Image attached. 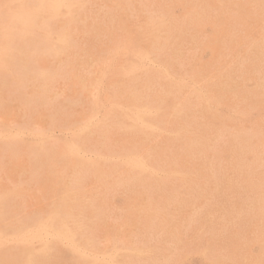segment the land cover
<instances>
[{"label": "rangeland", "instance_id": "374dc122", "mask_svg": "<svg viewBox=\"0 0 264 264\" xmlns=\"http://www.w3.org/2000/svg\"><path fill=\"white\" fill-rule=\"evenodd\" d=\"M13 1L12 0L11 1L0 0V3H1L0 4L1 5L0 12L2 11V7L4 10L6 9L5 11L1 12V13L4 12L2 14L3 18L6 16L7 13L10 12L12 14L18 8L20 9L22 5L24 7L27 6V8H32V4L35 5V7L33 6L34 9L33 8L27 9L24 7L21 8L24 10L18 9V11H21L22 13L24 11L25 12L24 14H29L28 13L29 10L32 12L35 11V13H36V11H37V10H35L36 7H38L36 9L40 10L41 9V7L39 8L40 4H42V3L47 4V1H45V0H44L45 2H43V0L40 1L42 3H40L38 0H16L14 2V4H13ZM56 1H58L57 4H62V9H61L62 11L60 9L56 10V11L61 12V13L60 12L58 13L59 15L57 14L58 17H56L57 16L55 14L56 11L52 10L51 8H54V9H57L59 7L61 8V5L56 6L57 4L54 0L53 1L49 0V3L51 2L50 5L54 6V7L48 6V4H49L48 3L47 5L45 4L47 7L46 8L45 5L43 4L42 7L44 6L45 7L44 9H46V10L44 11L42 9L39 12L40 14H37L38 11L36 14L33 12V14H35V16H31L32 13H30L29 14L30 17H28V15H24V14H21V12H19L21 16L23 15V17H21L23 21H20L16 17L17 16L16 14H15L16 16L14 15V18H11L12 17L11 14H10L11 17L9 16V14H7L8 17H10L12 20L10 18L8 19L6 17H5L6 19H2L1 13H0V24L3 25V28L1 27L2 25H0V34L5 29L4 30L5 33H4V31H3V33L7 34L6 37H8V34H9L8 40L10 38L11 39L13 38V40H14V41L9 40L10 42L13 43V44L9 45L8 44L9 41L7 40L6 37H5L6 39L5 38L4 39L6 41H8V43H4L5 41L1 38V37H4L5 35H2L3 33L1 34L2 36L0 35V40H1L0 44L3 43V46L0 45V48H1L0 52H2V54L0 53V234L3 233L2 235H0V243H2L1 245H3V246H0V264H2V263L6 264L7 262H8L7 264H13L14 262H15L14 264H26L28 262H29V264H37L38 262H39L38 264H63V263L64 264H99V263L101 264V262H102V264H110L111 262H112V264L113 263L114 264H212L213 263V262H211L212 259H213L215 264L216 263L217 264L218 263L219 264H231V262H232V264H253V263L254 264H264V261H263L264 260V257H263L264 256V245H263L264 240H262V239H264V212H263L264 211V176H263L264 175V170H263L264 169V156H263L264 155V146H263L264 145V143H263L264 142V131H263V129H264V127H263V125H264V113H263L264 112L263 111V109H264V93H263L264 92L263 91L264 90V51H263V49H264V28H263L264 27V24H263L264 23V0H252V1L249 0L250 3L248 0H232V1H230V0H218V1L212 0V2H211V0H201L202 3L200 0H184V1L183 0H177V1H175V0H171V1L170 0L169 1L168 0H162L161 1L160 0V3H159V0H157V1L156 0H126L125 4H123L125 0H123V1L122 0H104V1L103 0H80V1L79 0H72V1L71 0H64L65 3L63 2V0H61V1L56 0ZM67 1H69L70 3H68ZM75 1H76V3H75ZM81 1H84V2L81 3ZM241 1L244 3V5H243V3L241 4ZM10 2H12V4ZM21 2H23V4ZM77 2H78V4H77ZM114 2H116V3H114ZM129 2H130V4H129ZM151 2H153V3H151ZM209 2H210V4H209ZM256 2H257V4H256ZM16 3H18V4L15 5ZM28 3L30 5V7H28ZM38 3H39V5H38ZM52 3H55V4L52 5ZM66 3H68L70 5H68ZM79 3L81 6L79 5ZM120 3H121V5H120ZM136 3L138 4V8H136V6H137ZM200 3H201V6H200ZM231 3H232V5H231ZM247 3H248V5H247ZM262 4H263V6H262ZM9 5H11V6H9ZM72 5L74 7L71 8L70 6H72ZM88 5H90V6H88ZM190 5H191V7H190ZM66 6H69L70 9H72V10L68 9V7L66 9ZM77 6H79V7H77ZM169 6H171V7L169 8ZM198 6H200V7H198ZM203 6H205L206 8ZM214 6H215V8H214ZM234 6H236V7H234ZM238 6H240V7H238ZM254 6L255 7L257 6V7L255 8ZM48 7L49 8L51 7V8L49 9ZM145 7H147V8H145ZM225 7H227V8H225ZM7 8H9V10ZM74 8L79 9V10H75ZM237 8H240V10ZM11 9H13V10H11ZM25 9H27V11H25ZM172 9H173V11H172ZM212 9H214L215 11ZM246 9H247V11L249 9H251V10H249L247 12V11H245ZM119 10H121V12ZM144 10H146V11H144ZM190 10H192V11H190ZM257 10H259L260 12ZM261 10H263V11H261ZM12 11H14V12H12ZM18 11H16L15 13L18 14ZM49 11H50V13H48ZM53 11L55 14V18L50 20L51 19L50 17L53 15L52 14ZM73 11H74V14H73ZM41 12H42V14H41ZM70 12L72 15L70 14ZM75 12H76V15H75ZM122 12H123L124 16L126 15L125 18L122 15ZM142 12L144 14H142ZM246 12H247V15H246ZM249 12H251V13H249ZM44 13H47V14L45 15ZM66 13L70 14L71 16L69 15L70 16L69 17L68 14H66ZM182 13H183V15H182ZM204 13H207V14H205V16H204ZM240 13H242L241 16H243V17L240 16ZM201 14H203V15H201ZM256 14H258V15L260 14L261 16L260 15L256 16ZM3 15H5V16H3ZM43 15H45V16H43ZM60 15L61 16L65 15V16H63L64 17L63 18ZM154 15L156 18L154 17ZM173 15H175V16H173ZM180 15H182V16H180ZM226 15H227V17H226ZM262 15H263V17H262ZM36 16L38 18L35 20L37 26L33 24L35 27H31V30L34 29L33 30L34 32L33 31L31 32V30H30V34H32L33 36L31 35L29 37L28 36L29 34L26 31H29L30 25H31V23H33L34 20L31 21V23H27V22L30 21V19L31 20L34 19L32 17L36 18ZM40 16L42 17V19L44 18L43 19L44 21L46 19H48L47 21H50L49 25H48V23H46L47 21H45V22L42 21ZM235 16L236 17L238 16V17L236 18ZM250 16L252 18L251 20H250ZM53 17H54V15H53ZM205 17H207V18L205 19ZM15 18L18 19V20L16 19V21H18V22L15 21ZM19 18H20V16H19ZM91 18H92V21H91ZM121 18H123L122 21H121ZM201 18H203V19H201ZM259 18L260 19L262 18V19L259 20ZM1 19H2V21H1ZM100 19H101V21H100ZM139 19H141V20H139ZM158 19L159 20L162 19V21H165L164 22L165 24H162V22H159ZM3 20L5 22H7V20H8V23H10L11 21H14V22L10 23L11 25L13 24V26H10V24L6 25L8 23H5V22L3 23ZM116 20H118V21L115 22ZM129 20H130V22H129ZM149 20H150V22L148 23ZM200 20H204V21H200ZM39 21L43 22V26L45 23V25H47V27L45 28V26L44 27L42 25L40 26L41 23H39ZM120 21H121V23H119ZM152 21L155 23V25H154L155 30L152 29L153 24H154ZM24 22H25L26 26H29V28L27 27L26 29H24L25 28V26L23 25ZM133 22H134V24H133ZM168 22H169V26H168ZM211 22H212V24H211ZM242 22H245L246 24H244ZM258 22H259V24H258ZM14 23L16 25L19 23H22V24H20L21 28H20V25H18V28H20L22 30V31L19 30L20 33H22L23 30L25 31L24 35L22 33V37L24 36L25 39L18 36L20 34H17L18 30H17V32H16V30H14V29H17V26ZM130 23H131V25H129ZM135 23H137V25ZM121 24H122V26H121ZM123 24H124V26H123ZM143 24H144V26H143ZM148 24H149V29L147 27ZM157 24L160 25L161 27L158 26ZM191 24H192V26H191ZM5 25H6V27H5ZM14 25H15V27H14ZM22 25L24 26L23 29H22ZM172 25H174V27H172ZM224 25H225V27H224ZM7 26H9L8 28L12 27V29L10 28V30H8ZM104 26H105V28H104ZM106 26H107V28H106ZM145 26L147 27V29ZM197 26H200V27H197ZM36 27H39V28H36ZM40 27H43L44 29L41 30L42 28H40ZM164 27L166 28V30L162 31V29H164ZM193 27H195V28H193ZM220 27H222V28H220ZM47 28H49V29H47ZM68 28H69V30H68ZM81 28H83V29H81ZM123 28H124V30H123ZM127 28L129 29L128 31H127ZM169 28H172V29H169ZM198 28H200L199 31H198ZM1 29H3V30H1ZM35 29H36V31H38L37 33H38L39 37H38V35L36 36L37 33L35 32ZM50 29H51V31H48ZM109 29L111 30V32ZM223 29H224V31H223ZM261 29L263 32L261 31ZM131 30H133V31H131ZM193 30L195 32H193ZM6 31H11V32L13 31V33H11V32L7 33ZM121 31H123V32L121 33ZM153 31H155V32H153ZM156 31H157V33H156ZM46 32L50 33V38L48 37V34ZM144 32H145V34L147 33V35H145ZM151 32H153L152 36H150ZM226 32H228V33H226ZM26 33L28 35H26ZM132 33L133 34L135 33V34L133 35ZM141 33L144 35L142 36ZM222 33H223V35H222ZM10 34L11 35L13 34L12 35L13 37H11ZM15 34H17V37H15L16 36ZM34 34L38 38H36L34 36ZM43 34L47 35V39H49L51 42L49 40H47L46 37L44 38ZM62 34H64V35L61 36ZM95 34L97 37L95 36ZM156 34H157V36H156ZM178 34H179L180 38H179ZM224 34H227V35L225 36ZM51 35H52V37H51ZM153 35H154V37H153ZM220 35H222L223 37ZM247 35H248V37H246ZM25 36H28V37H25ZM145 36L147 37V39ZM173 36H174V38L176 36L177 37L173 40ZM189 36H191V37H189ZM257 36H259V37H257ZM14 37L16 39H18V38H20V39L16 40V39H14ZM33 37H34V39H33ZM114 37H115V39H114ZM148 37H150V38H148ZM182 37H183V39H182ZM195 37H197V40L195 39ZM214 37L216 38V40ZM262 37H263V39H262ZM42 38L44 40L46 39L47 43H46V41H43ZM58 38H59V40H57ZM62 38H64L67 41V43L65 42L64 39L62 41ZM228 38H231V39H228ZM149 39L150 40L152 39V40L149 41ZM202 39L205 41V43ZM206 39H207V41H206ZM241 39H242V41H241ZM261 39H262V41H261ZM23 40H24V42H23ZM27 40H29V41H27ZM40 40H42V41H40ZM107 40H108V42H107ZM246 40L247 41L249 40L248 41L249 43ZM16 41H20V42L22 41V42L20 44V42L16 43ZM31 41H33V43H30ZM36 41H37V44H36ZM56 41H58L59 43ZM114 41L115 42L117 41V42L115 43ZM142 41H144V42H142ZM191 41H194L193 46H192ZM41 42H42V44H41ZM72 42H73V44H72ZM179 42H181V43H179ZM23 43H25V44L22 45ZM51 43H52V45H51ZM117 43H118V45L116 46ZM185 43H187V44L185 45ZM223 43H225V44H223ZM227 43H229L231 45H229ZM235 43H236V45H235ZM240 43H241V45H240ZM61 44H63V45H61ZM65 44L66 45L68 44V46H66ZM107 44H109V45H107ZM156 44H157V46H156ZM8 45L10 48L8 47ZM13 45H14V48H16V49L13 48ZM47 45H49L51 50L49 49V47H47ZM69 45H70V47H69ZM90 45H91V47H90ZM110 45L111 46L113 45V46L109 47ZM114 45L116 46V48ZM119 45L122 47H124V46H126V47L122 48ZM248 45L250 48H248ZM5 46H6V48H5ZM92 46L95 49H93ZM238 46H239V48H238ZM22 47H24V48H22ZM138 47L139 48L141 47L142 50L140 48V50H141L140 51L138 49ZM252 47H254V48H252ZM262 47H263V49H262ZM2 48L6 49V50H3V51H5V53L3 51H1ZM18 48H20V49H18ZM54 48L56 51L58 50L56 55L54 53L55 52ZM109 48H110V50H109ZM118 48L120 50L124 49V51L121 50V54H120V50ZM130 48H132L133 51L135 50V52H137V53L134 52L135 54L134 53L131 54L132 50H130ZM136 48L141 53H138ZM242 48H244V49H242ZM10 49L12 51L13 50H17V51L20 50V52L18 51L19 54L16 51L10 52L11 51ZM52 49L54 52L52 51ZM171 49L174 51H172ZM7 50L12 54V57H14L13 59ZM117 50H119V51H117ZM143 50L145 51V54L146 55L149 54L150 57L142 55V53L144 54ZM25 51H27V52H25ZM29 51H31V52H29ZM43 51L44 52L46 51L47 53L45 52V54H42ZM51 51H52V53H51ZM116 51L119 54L118 56H117V54L116 55L114 54ZM175 51H177V53ZM6 52H7V54H6ZM28 52H29V54H28ZM48 52H50V53H48ZM85 52H86V54H85ZM123 52H124V55H122ZM146 52H148V53H146ZM247 52H250V54H252V55H250ZM20 53H21V55H20ZM108 53L110 54V57H109ZM53 54L55 57L53 56ZM88 54H89V56H88ZM97 54H98V56H97ZM136 54H137V56L135 58L134 55H136ZM140 54H141V56H139ZM241 54H242V56H241ZM2 55L6 56V57L9 56L10 59L8 57H7V59H6V57L2 58ZM152 55H154V56H152ZM230 55L232 58L230 57ZM233 55H234V57H233ZM255 55H257L258 57ZM260 55L263 57H259ZM49 56H51V57H49ZM104 56H105V58H104ZM123 56H124V58H123ZM144 56H145V59H144ZM223 56L225 58L227 56V58L224 59ZM249 56H251V57H249ZM66 57L69 58L68 59L69 60L68 65L72 66L73 68L75 67L73 73L66 78L64 76H61V77L52 76L49 73L50 67L53 65L52 62L54 60L59 61L60 59L61 60L66 59L67 60ZM168 57L170 59H168ZM86 58L88 59V61ZM140 58H143V59H140ZM237 58L240 59L241 61L238 60ZM126 59L128 60V62ZM149 59H151V61ZM141 60H143V61H141ZM197 60L199 63H197ZM168 61L172 64H170ZM227 62L230 64L228 65ZM260 62H261V64H260ZM135 63H138L139 65L142 64V65L137 66L135 68V66L138 65ZM226 63H227V65H226ZM89 64L91 65V67ZM129 64L130 65L132 64V67ZM205 64L207 67L205 66ZM133 65H135V66H133ZM144 65H145V67H144ZM176 65L177 66L179 65V67H176ZM196 65H197V67H196ZM202 65L204 68L202 67ZM230 65H232V66H230ZM119 66H121V67H119ZM124 66H127V67H124ZM223 66H224V68H223ZM111 67H113V68H111ZM129 67H130V69H129ZM133 67L135 69H138V67H139V69H138L139 71L137 70L138 73L132 72L133 70L136 71L135 69H132ZM140 67H142V69ZM125 68H128V69L125 70ZM155 68H158L159 70L158 69L156 70ZM168 68H169V70H168ZM246 68L248 70H246ZM107 69H109L110 71ZM146 69H148V70H146ZM180 69H182V70H180ZM200 69L203 71H201ZM242 69L245 71H243ZM127 70L130 73L128 72L129 74L126 75ZM160 70H161V72H160ZM124 71H125V73H124ZM163 71L165 73H163ZM189 71H191V72H189ZM224 71H225V74L223 73ZM227 71H228V73H227ZM178 72H180V73H178ZM201 72L204 74H202ZM251 72H253V73H251ZM117 73H118L119 77H118ZM154 73H156V74H154ZM132 74H134V75H132ZM173 74L175 76H173ZM182 74H184L185 76ZM231 74H234V75H231ZM239 74H242V75H239ZM86 75H87V77H86ZM128 75L131 76V79L128 77ZM135 75L139 76V78L136 77ZM166 75L167 76L169 75V77L167 78ZM190 75L193 77V79H192V77H190ZM217 75H218V77L219 76L220 77L217 78ZM222 75H223V77H222ZM228 75L230 78L228 77ZM81 76L83 79L81 78ZM183 76L187 79L184 80L185 78ZM198 76H200V77H198ZM224 76H227V77H224ZM104 77H105V79H104ZM176 77L180 80L178 81V79ZM188 77H190V78H188ZM209 77H210V79H209ZM255 77L257 78V80ZM135 78H136V80H135ZM156 78H158V79H156ZM175 78H176V80H175ZM200 78L203 80H200ZM244 78H246V79H244ZM75 79H77V80H75ZM94 79H96L98 81L100 80V83L102 82V84L98 83V81H95ZM182 79L184 81H182ZM189 79H191V80H189ZM218 79H220V80L218 81ZM227 79L229 80L228 84L226 83V81L228 82ZM117 80L118 81L119 80H121V81L126 80L125 82H127V84L129 86H136V85H137V87H141V86L147 87L148 86V88H150V90H151V94L148 95V97L146 96L148 98V101H146V106L148 107L149 112L146 110L147 107L145 105L141 106V107L135 106L136 108L133 107L135 110H133L132 107H131L132 110H130V108L128 107L129 111L130 112L132 111V113L133 112L137 113L136 112L137 108L140 109V110L138 109V113L136 114L137 117H136L135 113L132 116H131L132 113L129 115L131 119H133V117H135L134 121L129 120L130 119L129 117H128V120L130 122L128 120H126L129 122V123L127 122V124H126V126L129 127L128 131L138 132V130H139V132L142 131V132H144V134L139 135V133H138V135L136 137L138 139V141L136 143H127V145L122 144L121 146L115 145V130H118V129H115V127H118L119 122H116L117 124L115 123V106H114V104L106 101V102L101 103L99 105H95V98H103V96H104V98H106V96L102 95L101 93L106 94L107 88H111V87L115 88L116 84H114V83H116ZM144 80H146L147 82ZM168 80L171 83L173 81H175V86L177 85L176 86L177 88L174 87V83H172L171 85H167ZM187 80H189V81H187ZM238 80L241 82H239ZM181 81L184 85L181 84ZM207 81H209V83ZM231 81H233L234 83ZM247 81H248V83H247ZM95 82L97 84H95ZM103 82H105L104 85H103ZM107 82L109 83L108 85H106ZM133 82H134V84H133ZM176 82H179V84ZM201 82H202V84H201ZM242 82H244L247 85H245ZM66 83H67V85H66ZM168 84H170V83H168ZM193 84H196V85H194L197 87L196 91H194L195 90L194 88H196V87H194ZM180 85H181V87H180ZM185 85L187 86V88ZM65 86L68 87L69 91L72 92V97L76 100L75 101L76 103L73 104V108H72L73 113H72L71 120H69L67 122V124L64 126V125L57 124V122L55 123V121H53V119H51L52 111L49 108V99L51 98L53 93L59 91L60 89L62 90ZM102 86H103V88H101ZM189 86L191 87V89L189 88ZM217 86L219 88L218 90H217ZM234 86H236V87H234ZM247 86L250 88H248ZM170 87H171V90H173V91H170ZM242 87H244L245 90H243L244 88H242ZM175 89H176V91H175ZM182 89L185 90V92ZM200 89H202L204 91V94L202 93L203 91L201 92ZM223 89H225V90H223ZM226 89L227 90L229 89V90L226 91ZM87 90H89V91H87ZM198 90L200 91V94H198L199 93ZM225 91L228 93H226ZM233 91H235V92H233ZM244 91H245V93H244ZM157 92H158V95H157ZM180 92H181V94H180ZM207 92H208V94H207ZM257 92H258V94H257ZM164 93L166 94V97H165ZM168 93H169V95H168ZM194 94H196V96ZM205 94H206V96H204ZM227 94H229L230 96H228ZM162 95H163V98H165V99L162 98ZM200 95H202V96H200ZM231 95H232V97H231ZM218 97H219V99H218ZM81 98L82 99L88 98V103L87 104L80 103ZM157 98H159L160 100H158ZM167 98H168V100H166ZM196 98H197V100H196ZM228 98H230V100ZM245 99H246V101H245ZM247 99L251 100V101L248 102ZM254 99H257L256 102L254 101ZM177 100H178V102H177ZM215 100H217L218 102ZM228 100H229V102H228ZM162 101H164V102H162ZM257 101L259 103H257ZM252 102H253V104H252ZM152 103H153V105H152ZM162 103L166 106V108L164 107V105ZM171 103H172V105H171ZM203 103H205L206 105L205 104L203 105ZM218 103H219V105H218ZM233 103H234V105H233ZM215 104L218 106H215ZM158 105H160V106H158ZM250 105H252L253 108ZM143 107L146 109H144ZM150 108H152V110H150ZM201 108H202V110H201ZM209 108H211L213 111H211V109H209ZM178 109H179V111H178ZM199 109H200V111H199ZM205 109L207 110V112ZM231 109H233V110H231ZM156 110H158V112ZM166 110H168V111H166ZM172 110L175 111L177 114L174 113ZM218 110H220V111H218ZM139 111H140L141 115L139 114ZM145 111H147L148 114H152V115L151 116L148 115L147 112H145ZM151 111L152 112L154 111L155 113L154 112L153 113L155 115H153V113H150ZM162 111H164V113H162ZM229 111H230V113H229ZM212 112H214V113H212ZM259 112H261V113H259ZM204 113H206V114H204ZM207 113H210V114H207ZM216 113H217V115H215ZM138 114H139V118H142L143 121L138 118ZM196 114H198V115H196ZM234 114L237 116H235ZM144 116H146V117H144ZM226 116H229V117L226 118ZM244 116H246V117H244ZM177 117H178V119H177ZM184 117H186V118L184 119ZM204 117L206 119H204ZM236 117H238V119ZM240 117H242V118H240ZM136 118L138 119L137 122L139 123V125H142L141 126L142 128L137 124ZM181 119H183L184 121ZM218 119L220 121H218ZM227 119H229V120H227ZM232 119H234V120H232ZM139 120L141 121V123ZM170 121H172V123ZM182 121H183V123H182ZM197 121H198V123H197ZM222 121H224V122H222ZM240 121H242V122H240ZM211 122H213V123H211ZM262 122H263V124H262ZM206 123H207V125L209 124L208 125L209 127L208 126L204 127L202 125V124L206 125ZM132 124H133V126H129ZM145 124H149L150 126L145 125ZM217 124H218V126H217ZM120 125H123V124L120 123ZM120 125H119V127H126L125 124L123 126H120ZM144 125L147 127L149 126L148 129H147V127L144 129V127H143ZM151 125L153 127H151ZM181 125L183 126V128ZM184 126H185V128H184ZM212 126H214V127H212ZM256 126H258V127H256ZM154 127H156V128H154ZM178 127L182 128V129H179ZM201 127L202 128L204 127V129H202ZM222 127H223V129H222ZM151 128H153V130ZM189 128L191 130H189ZM224 128L226 129L227 132L224 130ZM155 129H157V130L154 131ZM238 130H240V131H238ZM260 130H262V131H260ZM153 131H154V133H153ZM157 131H160V132L158 133ZM197 131H199V132H197ZM205 131H206V133H205ZM248 131H249V133H248ZM164 132H167V133H165V135H164ZM182 132L184 133L183 136H182V134H183ZM202 132H203V134H202ZM169 133L172 135H170ZM176 133H178V134H176ZM195 134H196V136L194 137ZM198 134H199V136H198ZM249 134H250V136H249ZM186 135H188V136H186ZM231 135H233V136H231ZM234 135H235V137H234ZM170 136H171V139H170ZM209 136L212 138H210ZM144 137H146V139ZM180 137H181V140H179ZM198 138L201 141V143L198 140ZM203 138H204V140H203ZM249 138H250V140H247ZM213 139L216 141H214ZM66 140H68V141H66ZM186 140L188 142H186ZM209 140H210V142H209ZM196 142L199 143L198 147L200 149L197 147V144H195ZM202 142H204L206 144H204ZM244 142H246L247 144ZM69 143H70V145H69ZM178 143H180V145ZM191 143H192V145H191ZM193 143L195 145H193ZM182 144H184V145H182ZM186 144H188V146ZM203 144H204V146H203ZM208 144H209V146H208ZM73 145H76V146H73ZM231 145L234 147H232ZM238 145H239V147H238ZM68 146L71 147V149H69ZM192 146H193V148H192ZM195 146L197 149L195 148ZM73 147H75V148H73ZM178 147H179V149H178ZM201 147H202V149H201ZM208 147H209V149H208ZM235 147H236V149H235ZM72 148L75 150H72ZM161 148H162V150H161ZM256 148H257V150H256ZM238 149H240V150H238ZM262 149H263V151H262ZM168 150H170V153L168 152ZM60 151L70 152L72 154V156H79V152H82L84 154L82 156H88V157L93 156L92 159L86 158V160L87 159L88 160L84 161V162H88V164L91 166L98 165V166H104V167H115V168L126 169L127 171H124V172H127L129 174V176H127L129 178L128 181L131 183L135 182L134 188H141V190L136 189L134 191H131L129 193L131 195L128 198L115 197V198L108 199L107 201H105V205L103 207H99V208L98 207H95V208H93V207H82V208L49 207V206H47V199L40 202L34 197L35 194H33V193L38 188V186L35 187L36 184H44V185L47 184V177H48L47 174H41L40 172H45V171L38 170V168H44L47 166V162H48L47 157H48L49 152H60ZM77 151H79V152L77 153ZM89 151L91 153H89ZM203 151H204V153H203ZM253 151H254V154H253ZM72 152L73 153L76 152L77 155H76V153L73 154ZM174 152H175V154H174ZM179 152H180V154H179ZM214 152L216 154H214ZM249 152H251L252 155ZM97 153H98V156H97ZM196 154H197V156H196ZM224 154H225V156H224ZM232 154H234V155H232ZM163 155H164V157H163ZM190 155H192V156L194 155L195 157L194 156L192 157ZM80 156H81V154H80ZM100 156H101V158H103L104 156L106 158L104 157L103 159H101ZM148 156H150V157H148ZM237 156L238 157L240 156V157L238 158ZM252 156H253V158H252ZM94 157L95 158L98 157L99 159L95 160ZM135 157H137V158L135 159ZM128 158H129L131 163L129 161H127ZM207 159H208V161H207ZM227 159H229V160L227 161ZM235 159L237 162L235 161ZM83 160H85V159H81L80 161H83ZM142 160H144V164H143ZM124 161H126V162H124ZM138 161H140V164ZM147 161H149V162H147ZM248 161H249V164H248ZM133 162H135V163L133 164ZM164 162H166V163H164ZM259 162H261V163H259ZM136 163L138 166L142 165V166H139L141 168H139L136 165ZM145 164L147 166H145ZM235 164H236V166H235ZM130 165H132V167H136V168L138 167V168L133 169L130 167ZM134 165H136V166H134ZM244 165H245V167H244ZM143 166L146 168L143 169L144 168ZM247 166H248V168H247ZM148 167H149V169H148ZM174 167H176V168H174ZM195 167H197V168H195ZM228 167H229V169H228ZM142 169L144 172L141 171ZM146 169H148V170L146 171ZM243 169L245 171H243ZM150 171H152V172H150ZM169 171H170V173H169ZM171 171H173V172H171ZM208 171L211 173H209ZM35 172H37L38 174H35ZM148 172H149V175L147 174ZM159 172H161V173H159ZM162 173H163L164 177H163V175H161ZM164 173H166L168 175L165 176ZM244 173H245V175H244ZM248 173L250 174V176ZM252 173H253V175H252ZM258 173H261V174H258ZM150 174L152 176H150ZM156 174H158L160 179L158 176L156 178ZM218 174H219V176H218ZM180 175L182 177L183 176L184 177L182 178ZM211 175L213 176L214 179L212 178ZM236 175L238 178L236 177ZM152 177H153V180H152ZM170 178H171V181H170ZM174 178H175V180H174ZM192 178H193V180H192ZM158 179H159V181H158ZM168 179H169V182L172 183L171 185L169 182H167ZM187 179H188V181H187ZM242 180H244V181L242 182ZM249 180H250L251 184L249 183ZM178 181H181V182L179 183ZM204 181H206V182H204ZM155 182H156V184H155ZM229 182H230V184H229ZM247 182H248V184H247ZM144 183H146V184L144 185ZM157 184H158V186H157ZM175 184H177V185H175ZM180 184H182L184 186L181 187ZM203 184L205 186L201 187ZM221 184L223 187L226 185L225 186L226 188L225 187L223 188L221 186ZM172 185H173V187H172ZM165 186H166V188H165ZM175 186H176V188H175ZM237 187H238V189H237ZM160 188H162V189H160ZM158 189H159V191H158ZM177 189H179L178 192H177ZM184 189L187 191H185ZM199 189L201 190L200 192L197 191ZM208 189L210 191L209 194L207 191ZM5 190H7V191L4 193ZM180 190H181V192H180ZM194 191L196 192L197 196L195 195ZM215 192H217V193H215ZM176 193H177V195H175ZM161 194H163V195L165 194V195L161 196ZM179 194L181 196H179ZM182 195L184 197H182ZM227 195H228V197H227ZM145 196H146V198H145ZM176 196H178V197H176ZM225 196H226V198H225ZM166 197H168L170 200L167 199ZM172 197L174 199H171ZM212 197H213V199H212ZM178 198H180V201ZM203 198H204V201H202ZM228 198H229V201H228ZM161 199H163L164 201ZM232 199L234 200V202ZM148 200H149V202H148ZM206 200H208V201H206ZM214 200L216 202H214ZM185 201H186V203H185ZM227 201H228V203L230 201L231 202L228 204ZM180 202H182V203H180ZM191 203H192V205H191ZM231 203H232L233 207L231 206ZM239 203H240V205H239ZM182 204H184V206ZM185 204L188 206H186ZM189 204H190L191 208L189 207ZM197 204H200V205H197ZM172 205H173V207H172ZM211 205H212V207H211ZM227 205H228V207H227ZM215 206H216V208H215ZM219 206H220V208H218ZM221 206L224 210L221 209ZM239 206H241V207H239ZM176 207H177V209H176ZM193 207H194V210L192 209ZM209 208H211V209H209ZM256 208H257V210H256ZM261 208H262V210H261ZM63 209H68V210H78L79 209V210H83V211H89L92 213H93V210H101L102 212H104L105 216L106 215L107 216H113V218H115V220L122 221V224H121L122 227L119 231H115V235H120L123 237L98 238V239L87 238V239H89L88 242H87V240H85L86 238H80V239L79 238H74V239L72 238L73 239L72 240L71 238L69 239L67 237V239L69 241L71 240L72 246L70 245L69 241H67L69 244V245H67V242H66L67 239H65V241H64V238H62V237L59 238V236L65 235V234L70 235L71 233L63 232L60 230L58 231V229H55L53 227V225L49 227L47 224V218H46V216L49 213L53 214V215H54V213L56 215L60 214L61 210H63ZM220 210H222V211H220ZM213 211H215V212L212 213ZM224 211H226L227 214H226V212L224 213ZM179 212L181 214H179ZM208 212H210V213H208ZM208 214L211 215L212 217L209 216ZM229 214H231V215L229 216ZM192 215H193V217H192ZM40 216H42L43 218H38ZM188 216H190V217H188ZM204 216H207V217L204 218ZM217 216H218V218H217ZM233 216H235V217H233ZM178 217H180V219L181 218L182 219L180 220ZM228 217H229V219H228ZM167 218H168V220H167ZM232 218H234V219L232 220ZM213 219H214V221H213ZM176 221H178V222H176ZM208 221L211 222L210 223L211 227H210ZM243 221L246 223H244ZM232 222H233L234 226L232 225ZM259 222H260V224H259ZM162 223H163V225H162ZM160 224H161V226H160ZM169 224H170V226H169ZM202 224H203V226H202ZM222 224H223V226H222ZM181 225H182V227H181ZM47 226L49 228H47ZM35 227H36V229H35ZM51 227L53 228V230L51 229ZM173 227L176 228V230ZM167 229L170 231V232H168V234H167V231H168ZM170 229L171 230L173 229L172 232ZM144 230H146V231H144ZM254 230H256V232ZM174 231H176L177 235L174 234ZM202 231H204L205 233ZM235 231H236V234H235ZM248 231H249V233H248ZM259 231H261V232H259ZM165 232L167 234V238L164 236V235H166ZM181 232H182V235H181ZM171 233L173 236L171 235ZM252 233H254L256 235H254ZM260 233H261V235H260ZM4 234L5 235L7 234V235L4 236ZM51 234L52 235L55 234L54 235L55 238H52L53 236ZM137 234H139V235H137ZM143 234H144V238L142 236ZM169 234H170V236H169ZM210 234H212V235H210ZM25 235L28 237L25 238L26 237ZM48 235H50V237ZM129 235H131V236H129ZM146 235H147V239H145ZM191 235H192V237H191ZM194 235H196V236H194ZM29 236H31V237H29ZM33 236H36L37 238H34L35 240L34 239L28 240V238H33ZM127 236H129V237H127ZM138 236H141L142 239L140 240V237H138ZM208 236H210L209 238H211V239H208ZM215 236H216V238H215ZM253 236H254V239L251 238ZM173 237H175V238H173ZM181 237H182V239H181ZM227 237H228V239H227ZM138 238L141 242L138 240ZM247 238H249V240ZM125 239H127L128 241ZM164 239H165L166 243L164 242ZM198 239H200V240L198 241ZM30 240L34 241V242H32V248L35 247V249L33 248V250H35L37 253L38 248H39V251H41V252L38 251L37 254L33 253V250H32L31 245H30L31 244ZM45 240H47L48 243ZM134 240H136L137 242ZM226 240H228V242ZM251 240H252V242H251ZM25 241L27 242L26 245L24 244ZM89 241H90V243H89ZM146 241H147V243H145ZM185 241H186V243H185ZM211 241H213V242H211ZM22 242L25 245V247L27 246V247H30L31 249L27 248V250H25L26 248L24 249ZM151 242H152V246H151ZM178 242H179V245H178ZM41 243L42 244L44 243L43 244L45 246V247L43 246L44 250H43ZM130 243H133V244H130ZM163 243H165V244H163ZM176 243H177V246H176ZM19 244H21L22 247ZM33 244H34V246H33ZM48 244H50V245H48ZM140 244L143 245V247H145V248L143 249V247H141ZM261 244L263 245V247L261 246ZM17 245H18V247H17L18 249L14 248ZM75 245H76L78 251L82 254H80L78 251H76L77 249H74V248H76V247H74ZM133 245H136V246H133ZM171 245H174V246H171ZM224 245H225V247H224ZM232 245H233V247H232ZM79 246H80V248H79ZM91 246H93V247H91ZM138 246H140V247H138ZM68 247L69 248L73 247V249L75 251L74 250L71 251ZM121 247L122 248H125V247L128 248L129 247V248H134V249H122L123 251L121 249H118L119 251L115 250V248H121ZM154 247H156V248H154ZM86 248H88V249H86ZM92 248H94V249H92ZM138 248H141V249H138ZM8 249H9V251H7ZM23 249L25 251H23ZM171 249H173V250H171ZM234 249L236 251H234ZM49 250L51 251V253L49 252ZM83 250H85V251H83ZM120 250H121V252H120ZM124 250L125 251L129 250L130 252L129 251L125 252ZM114 251H116V252H114ZM261 251H262V253H259ZM4 252L6 255H4ZM17 252H19V253H17ZM24 252H25V254H24ZM113 252L115 255L112 254ZM21 253H22V255H20ZM88 253H89V255H87ZM92 253H94V254H92ZM201 253H203L204 255ZM47 254H49V255H47ZM83 254L87 255L88 257L84 256ZM181 254L184 256L182 257ZM19 255L21 256V258ZM25 255H27V256L29 255L36 260H34L32 258L30 259L29 256L25 257ZM36 255H37V257H36ZM249 255H250V257H249ZM8 256H9V258H8ZM33 256H35V257H33ZM92 256H94V257L96 256L97 259L99 257H102L103 261H102V258H99L101 261L98 262L99 259L97 261L96 258H94ZM113 256H114L115 260H114V258H112ZM11 257H12V259L14 257V260H16V261L10 259ZM24 257L29 258V260H31V261H26L28 259H25ZM90 257H92L93 260H96V261H93ZM221 257H222V259H221ZM44 258H46V259H44ZM107 258H109V259H107ZM259 258H260V260H259ZM3 259L4 260L6 259L8 261L6 262ZM11 260H12V262H11ZM104 260L105 261L108 260V261L105 262ZM24 261H25V263H24ZM31 262H34V263H31ZM103 262H105V263H103ZM107 262H110V263H107Z\"/></svg>", "mask_w": 264, "mask_h": 264}, {"label": "crops", "instance_id": "0c3cea01", "mask_svg": "<svg viewBox=\"0 0 264 264\" xmlns=\"http://www.w3.org/2000/svg\"><path fill=\"white\" fill-rule=\"evenodd\" d=\"M66 58L67 60L66 59L59 61L54 60L52 62L53 65L50 67L49 70V73L52 76H56V77L64 76L66 78L73 73L75 67L73 68L72 66L68 65L69 58L68 57ZM123 85H125V87ZM107 90H108L107 94L104 95L106 96V98L107 97L109 98L107 99H105L104 97L95 98V105L104 103L107 100L110 103L116 104L115 123L120 122L121 124L124 123L125 125L127 124V121L125 120L126 117H128L129 114L132 113L129 112L128 107L144 106L146 104L145 102L148 101V98L145 97V95L147 96L151 94V90L148 87H146L145 89L144 86L141 87L129 86L127 82L121 80L116 82L115 88H107ZM132 92H136L138 96L136 97L137 94L136 93L134 94ZM108 93L109 96H107ZM130 98L133 101L134 100L137 101V103L133 102V104H130L132 103V100ZM128 99L130 102L128 101ZM75 101L76 100L72 97V92L69 91V88L66 86L62 90L60 89V91L53 93V95L49 99V108L52 111L51 119H53L55 123L57 122V124L65 126L67 122L72 118V113H73L72 108H73V104L76 103ZM80 103L87 104L88 98H84V99L81 98ZM127 104H129V106ZM117 105L119 108L117 107ZM123 106L127 108V109L125 108V111L123 110L124 108H122ZM118 109H120L122 112L120 113V110ZM126 111L129 114H126L127 113ZM118 114H120L121 119L119 118ZM116 128L118 130H115V145L121 146L122 144H126V142L136 143L138 141L136 136L138 135L139 132L135 131V133L134 132L132 133L128 131L127 127L125 128L120 127L122 130L119 127H115V129ZM143 134L142 132L139 133V135H143ZM79 154L83 155L82 152H80ZM71 155L72 154L70 152L68 153L66 151L48 153L47 166L44 168H38V170L45 171V172H40L41 174H47L48 176L46 185L44 184L35 185V187L38 186V188L34 191L33 194H35L34 197L38 201L42 202L47 199V206L49 207H64V208L98 207L99 208V207H103L105 205V201H107L108 199L115 197L128 198L131 195L129 194L131 191H134L136 189L141 190V188H134V183L128 181L129 178L127 176H129V174L127 172H124L127 171L126 169L115 168V167H104L98 165L91 166L88 164V162L86 163L84 161H80L81 159H84V157L88 158V156L74 157ZM89 158H93V157H89ZM80 162H84V163L80 165ZM35 174L38 173L35 172ZM68 184H70V186ZM6 191L7 190H5L4 193ZM38 218H43V217L40 216ZM46 218H47V223L48 224L51 223L49 226L53 225V227L55 229H58V231L62 230L63 232H66L67 230L66 228H68L69 233L75 234V236L61 235L60 237L63 236L62 238L64 237L67 238L66 236H68V238L85 237L91 239L123 237L120 235H115V231H119L121 229L122 221L115 220L113 216H107V215L105 216L104 212H102L101 210H93L92 213L89 211H83L79 209L78 210L63 209L58 215L56 214L52 215L49 213L46 216ZM64 225L66 227H64ZM63 228L66 230H64ZM115 249L118 250V249H134V248H115Z\"/></svg>", "mask_w": 264, "mask_h": 264}, {"label": "bare ground", "instance_id": "6f19581e", "mask_svg": "<svg viewBox=\"0 0 264 264\" xmlns=\"http://www.w3.org/2000/svg\"><path fill=\"white\" fill-rule=\"evenodd\" d=\"M8 1H11V0H8ZM12 1H13V0H12ZM15 1H16V0L13 1V4H14ZM38 1L40 2V1H42V0H38ZM45 1H47V4L49 3V0H45ZM45 1L43 0V2H45ZM50 1H51V0H50ZM52 1H53V0H52ZM54 1H55L56 4H57L58 1H56V0H54ZM60 1H61V0H60ZM71 1H72V0H71ZM79 1H80V0H79ZM79 1H78V2H79ZM103 1H104V0H103ZM122 1H123V0H122ZM156 1H157V0H156ZM161 1H162V0H161ZM168 1H169V0H168ZM170 1H171V0H170ZM175 1H177V0H175ZM183 1H184V0H183ZM200 1H201V0H200ZM217 1H218V0H217ZM230 1H232V0H230ZM248 1H249V0H248ZM251 1H252V0H251ZM34 2H35V1H34ZM63 2L65 3L64 0H63ZM63 2H62V3H63ZM67 2L70 3L69 1H67ZM73 2H74V1H73ZM73 2H72V3H73ZM78 2H77V4H78ZM83 2H84V1H81V3H83ZM100 2H101V1H100ZM112 2H113V1H112ZM116 2H117V1H116ZM116 2H114V3H116ZM120 2H121V1H120ZM144 2H145V1H144ZM163 2H164V1H163ZM163 2H162V3H163ZM211 2H212V0H211ZM227 2H228V1H227ZM261 2H262V1H261ZM10 3L12 4V2H10ZM21 3L23 4V2H21ZM36 3H37V2H36ZM40 3H42V2H40ZM50 3H51V2H50ZM50 3L48 4V6H51ZM59 3H60V2H59ZM68 3H66V4H68ZM72 3H71V4H72ZM75 3H76V1H75ZM104 3H105V2H104ZM125 3H126V0L124 1L123 4H125ZM140 3H141V2H140ZM151 3H153V2H151ZM159 3H160V0H159ZM198 3H199V2H198ZM201 3H202V1H201ZM201 3H200V6H201ZM242 3H243V2L241 1V4H242ZM249 3H250V1H249ZM262 3H263V2H262ZM0 4H1V3H0ZM6 4H7V3H6ZM8 4H9V3H8ZM17 4H18V3H16L15 5H17ZM19 4H20V3H19ZM25 4H26V3H25ZM31 4H32V3H31ZM43 4H44V3H42V4L39 5V3H38L39 8L41 7V9H40V10H39V9H36V8H38V7L35 8V10L38 11V13H37V11H36L37 14H40L39 12H40L42 9H43L44 11L46 10V9H44V8L46 7L47 4L45 3V4H46V5L44 4L45 7H44V6L42 7ZM54 4H55V3H52V5H54ZM84 4H85V3H84ZM118 4H119V3H118ZM129 4H130V2H129ZM136 4H137V3H136ZM145 4H146V3H145ZM172 4H173V3H172ZM190 4H191V3H190ZM192 4H193V3H192ZM205 4H206V3H205ZM209 4H210V2H209ZM245 4H246V3H245ZM256 4H257V2H256ZM20 5H21V4H20ZM58 5H59V6L61 5V8H60V7L57 8V9L51 8V7H54V6H51L50 8H51L52 10H55V11H56V10H59V9L61 10V9H62V4H57L56 6H58ZM64 5H65V4H64ZM68 5H70V4H68ZM79 5H80V3H79ZM92 5H93V4H92ZM103 5H104V4H103ZM115 5H116V4H115ZM120 5H121V3H120ZM197 5H198V4H197ZM202 5H203V4H202ZM214 5H215V4H214ZM216 5H217V4H216ZM231 5H232V3H231ZM243 5H244V3H243ZM247 5H248V3H247ZM252 5H253V4H252ZM258 5H259V4H258ZM3 6H4V5H3ZM6 6H7V5H6ZM9 6H11V5H9ZM13 6H14V5H13ZM18 6H19V5H18ZM18 6H17V7H18ZM33 6L35 7V5L32 4V8L34 9ZM36 6H37V5H36ZM80 6H81V5H80ZM88 6H90V5H88ZM124 6H125V5H124ZM150 6H151V5H150ZM158 6H159V5H158ZM163 6H164V5H163ZM173 6H174V5H173ZM184 6H185V5H184ZM193 6H194V5H193ZM200 6H198V7H200ZM208 6H209V5H208ZM250 6H251V5H250ZM262 6H263V4H262ZM23 7H24V6L22 5L21 8H23ZM28 7H30L29 3H28ZM67 7H68V9H70V7L72 8V7H74V6H73V5L70 6V7H69V6H66V9H67ZM77 7H79V6H77ZM130 7H131V6H130ZM166 7H167V6H166ZM170 7H171V6H169V8H170ZM190 7H191V5H190ZM203 7H205V6H203ZM234 7H236V6H234ZM238 7H240V6H238ZM254 7H255V6H254ZM256 7H257V6H256ZM256 7H255V8H256ZM0 8H1V5H0ZM12 8H13V7H12ZM21 8H20V9L18 8V9H19V10H24V9H21ZM24 8H27V6L24 7ZM32 8H27V9H32ZM46 8H47V7H46ZM48 8H49V7H48ZM50 8H49V9H50ZM118 8H119V7H118ZM131 8H132V7H131ZM136 8H138V4H137ZM145 8H147V7H145ZM160 8H161V7H160ZM205 8H206V7H205ZM212 8H213V7H212ZM214 8H215V6H214ZM219 8H220V7H219ZM225 8H227V7H225ZM228 8H229V7H228ZM243 8H244V7H243ZM7 9L9 10V8H7ZM16 9H17V8H16ZM18 9H17L16 11H18ZM27 9H25V11H27ZM74 9H75V8H74ZM126 9H127V8H126ZM140 9H141V8H140ZM161 9H162V8H161ZM173 9H174V8H173ZM173 9H172V11H173ZM183 9H184V8H183ZM191 9H192V8H191ZM200 9H201V8H200ZM208 9H209V8H208ZM216 9H217V8H216ZM221 9H222V8H221ZM237 9L240 10V8H237ZM241 9H242V8H241ZM252 9H253V8H252ZM257 9H258V8H257ZM0 10H1V9H0ZM5 10H6V9H5ZM5 10H4L3 7H2V11H5ZM11 10H13V9H11ZM14 10H15V9H14ZM70 10H72V9H70ZM75 10H79V9H75ZM97 10H98V9H97ZM132 10H133V9H132ZM170 10H171V9H170ZM196 10H197V9H196ZM212 10H214V9H212ZM225 10H226V9H225ZM234 10H235V9H234ZM249 10H251V9H249ZM249 10H248V11H249ZM253 10H254V9H253ZM259 10H260V9H259ZM259 10H257V11H259ZM2 11H1V12H2ZM16 11H15V12H16ZM61 11H62V10H61ZM111 11H112V10H111ZM119 11L121 12V10H119ZM123 11H124V10H123ZM144 11H146V10H144ZM161 11H162V10H161ZM168 11H169V10H168ZM188 11H189V10H188ZM190 11H192V10H190ZM194 11H195V10H194ZM202 11H203V10H202ZM202 11H201V12H202ZM207 11H208V10H207ZM214 11H215V10H214ZM222 11H223V10H222ZM229 11H230V10H229ZM231 11H232V10H231ZM245 11H247V9H246ZM248 11H247V12H248ZM261 11H263V10H261ZM1 12H0V13H1ZM12 12H14V11H12ZM15 12L12 13V14L9 12V13H7V14H9V16H10V14H11V15H12V17L10 16L11 18H14V15L16 14L17 16H16V15H15V16H16L20 21H23L22 18H21V17H23V15L21 16L20 13H19V12H21V11H18V14L15 13ZM33 12L35 13V11H33ZM33 12L30 11V10L28 11L29 14L32 13L31 16H35L36 13L33 14ZM59 12H60V11H56L55 14L57 15ZM71 12H72V11H71ZM71 12H70V14H71ZM89 12H90V11H89ZM102 12H103V11H102ZM129 12H130V11H129ZM186 12H187V11H186ZM186 12H185V13H186ZM196 12H197V11H196ZM210 12H211V11H210ZM247 12H246V15H247ZM259 12H260V11H259ZM3 13H4V12H3ZM3 13H1V17H2V14H3ZM24 13H25L24 11H23V13L21 12V14H24ZM48 13H50V11H49ZM60 13H61V12H60ZM68 13H69V12H68ZM68 13H66V14H68ZM108 13H109V12H108ZM127 13H128V12H127ZM130 13H131V12H130ZM170 13H171V12H170ZM194 13H195V12H194ZM212 13H213V12H212ZM219 13H220V12H219ZM237 13H238V12H237ZM249 13H251V12H249ZM5 14H6V13H5ZM7 14H6V16H5V15H3V16H5L6 18L9 19L10 17H8ZM29 14H24V15H28V17H30ZM41 14H42V12H41ZM44 14L46 15L47 13H44ZM52 14L54 15V17H53V15H52V16L50 17V18H51L50 20H52V19L55 18L54 11H53ZM66 14H65V15H66ZM70 14H68V16H69ZM73 14H74V11H73ZM119 14H120V13H119ZM128 14H129V13H128ZM134 14H135V13H134ZM142 14H144V13L142 12ZM145 14H146V13H145ZM168 14H169V13H168ZM196 14H197V13H196ZM205 14H207V13H204V16H205ZM209 14H210V13H209ZM217 14H218V13H217ZM223 14H224V13H223ZM229 14H230V13H229ZM235 14H236V13H235ZM241 14H242V13H240V16H241ZM244 14H245V13H244ZM45 15H43V16H45ZM50 15H51V14H50ZM58 15H59V14H58ZM58 15H57L56 17H58ZM65 15H63V16H65ZM71 15H72V14H71ZM71 15H70V16H71ZM75 15H76V12H75ZM122 15H123V12H122ZM129 15H130V14H129ZM137 15H138V14H137ZM178 15H179V14H178ZM182 15H183V13H182ZM182 15H180V16H182ZM184 15H185V14H184ZM201 15H203V14H201ZM251 15H252V14H251ZM257 15H258V14H256V16H257ZM259 15H260V14H259ZM259 15H258V16H259ZM19 16H20V18H19ZM60 16H61V15H60ZM63 16H61V17H63ZM70 16H69V17H70ZM83 16H84V15H83ZM83 16H82V17H83ZM115 16H116V15H115ZM119 16H120V15H119ZM123 16H124V15H123ZM125 16H126V15H125ZM125 16H124V18H125ZM134 16H135V15H134ZM138 16H139V15H138ZM140 16H141V15H140ZM142 16H143V15H142ZM161 16H162V15H161ZM173 16H175V15H173ZM188 16H189V15H188ZM260 16H261V15H260ZM5 17H4V18L2 17V19H6ZM24 17H25V16H24ZM38 17H39V16H38ZM40 17H41V16H40ZM77 17H78V16H77ZM98 17H99V16H98ZM121 17H122V16H121ZM128 17H129V16H128ZM146 17H147V16H146ZM154 17H155V15H154ZM163 17H164V16H163ZM184 17H185V16H184ZM186 17H187V16H186ZM193 17H194V16H193ZM198 17H199V16H198ZM201 17H202V16H201ZM208 17H209V16H208ZM226 17H227V15H226ZM235 17H236V16H235ZM237 17H238V16H237ZM237 17H236V18H237ZM241 17H243V16H241ZM246 17H247V16H246ZM262 17H263V15H262ZM11 18H10V19H11ZM17 18H15V21H16ZM32 18H34V19H32V20L30 19V21L27 22V23H31V21L34 20L33 23H31L30 28H29V26H26V25H25V22H26L25 20H24L25 22H24V24H23V25L25 26L24 29H26L27 27L29 28V31H26V32H28V34H29V35H28V34L26 33V35H28L29 37L32 35V34H30L31 27H35V26H34V25H36V21H35V20L38 19L37 16H36V18H35V17H32ZM63 18H64V17H63ZM71 18H72V17H71ZM73 18H74V17H73ZM119 18H120V17H119ZM129 18H130V17H129ZM135 18H136V17H135ZM148 18H149V17H148ZM155 18H156V17H155ZM196 18H197V17H196ZM206 18H207V17H205V19H206ZM229 18H230V17H229ZM244 18H245V17H244ZM255 18H256V17H255ZM2 19H1V21H2ZM18 19H17V20H18ZM41 19H42V17H41ZM43 19H44V18H43ZM43 19H42V21H44ZM94 19H95V18H94ZM122 19H123V18H121V21H122ZM136 19H137V18H136ZM173 19H174V18H173ZM191 19H192V18H191ZM199 19H200V18H199ZM201 19H203V18H201ZM211 19H212V18H211ZM211 19H210V20H211ZM215 19H216V18H215ZM242 19H243V18H242ZM251 19H252V18H251V16H250V20H251ZM257 19H258V18H257ZM261 19H262V18H261ZM261 19L259 18V20H261ZM11 20H12V19H11ZM11 20H10V21H11ZM27 20H28V19H27ZM47 20H48V19H46L45 21H47ZM111 20H112V19H111ZM125 20H126V19H125ZM134 20H135V19H134ZM139 20H141V19H139ZM147 20H148V19H147ZM156 20H157V19H156ZM197 20H198V19H197ZM207 20H208V19H207ZM216 20H217V19H216ZM237 20H238V19H237ZM250 20H249V21H250ZM255 20H256V19H255ZM10 21H9V22H10ZM42 21H41V22L39 21V23H41L40 26H41V25L43 26V22H42ZM45 21H44V22H45ZM53 21H54V20H53ZM71 21H72V20H71ZM78 21H79V20H78ZM91 21H92V18H91ZM100 21H101V19H100ZM103 21H104V20H103ZM108 21H109V20H108ZM117 21H118V20H116L115 22H117ZM121 21H120L119 23H121ZM158 21H159V22H162V24H165V23H164L165 21H162V19H161V20L158 19ZM166 21H167V20H166ZM170 21H171V20H170ZM200 21H204V20H200ZM246 21H247V20H246ZM262 21H263V20H262ZM4 22H5V21L3 20V23H4ZM11 22H14V21H11ZM11 22H10V23H11ZM16 22H18V21H16ZM16 22H15V23H16ZM49 22H50V21H47L46 23H48V25H49ZM66 22H67V21H66ZM74 22H75V21H74ZM83 22H84V21H83ZM112 22H113V21H112ZM129 22H130V20H129ZM149 22H150V20L148 21V23H149ZM152 22H153V21H152ZM152 22H151V23H152ZM155 22H156V21H155ZM192 22H193V21H192ZM196 22H197V21H196ZM208 22H209V21H208ZM227 22H228V21H227ZM240 22H241V21H240ZM5 23H8V20H7V22H5ZM10 23H8V24H6V25H9ZM15 23H14V24H15ZM94 23H95V22H94ZM140 23H141V22H140ZM153 23H154V22H153ZM173 23H174V22H173ZM201 23H202V22H201ZM201 23H200V24H201ZM219 23H220V22H219ZM231 23H232V22H231ZM242 23L246 24L245 22H242ZM255 23H256V22H255ZM20 24H22V23H19V24H17V25L15 24V25L17 26V29H14V30H16V32H17V30H18L17 34H20V35H18V36L22 37V33H23V35H24V34H25V31L23 30V32L20 33V31H19V30H21V29H20V28H21V25H20ZM33 24H34V25H33ZM37 24H38V23H37ZM52 24H53V23H52ZM108 24H109V23H108ZM115 24H116V23H115ZM124 24H125V23H124ZM124 24H123V26H124ZM133 24H134V22H133ZM135 24L137 25V23H135ZM159 24H160V23H159ZM171 24H172V23H171ZM171 24H170V25H171ZM198 24H199V23H198ZM203 24H204V23H203ZM211 24H212V22H211ZM220 24H221V23H220ZM233 24H234V23H233ZM247 24H248V23H247ZM252 24H253V23H252ZM258 24H259V22H258ZM263 24H264V23H263ZM0 25H2V24H0ZM6 25H5V27H6ZM15 25H14V27H15ZM18 25H20V28H18ZM23 25H22V29H23V27H24ZM28 25H29V24H28ZM92 25H93V24H92ZM92 25H91V26H92ZM129 25H131V23H130ZM136 25H135V26H136ZM141 25H142V24H141ZM154 25H155V23L153 24V28H152V29H154V27H155ZM157 25H158V24H157ZM231 25H232V24H231ZM10 26H13V24H12V25L10 24ZM36 26H37V25H36ZM44 26H45V28L47 27V25H45V23H44ZM44 26H43V27H44ZM89 26H90V25H89ZM121 26H122V24H121ZM125 26H126V25H125ZM135 26H134V27H135ZM143 26H144V24H143ZM158 26H160V25H158ZM168 26H169V22H168ZM191 26H192V24H191ZM218 26H219V25H218ZM247 26H248V25H247ZM1 27L3 28V25H2ZM8 27H9V26H7V28H8ZM43 27H40V28H42L41 30L44 29ZM67 27H68V26H67ZM109 27H110V26H109ZM119 27H120V26H119ZM132 27H133V26H132ZM145 27H146V26H145ZM147 27H148V29H149V24H148ZM147 27H146V29H147ZM156 27H157V26H156ZM160 27H161V26H160ZM160 27H159V28H160ZM172 27H174V25H172ZM177 27H178V26H177ZM183 27H184V26H183ZM195 27H196V26H195ZM195 27H193V28H195ZM197 27H200V26H197ZM203 27H204V26H203ZM214 27H215V26H214ZM224 27H225V25H224ZM256 27H257V26H256ZM258 27H259V26H258ZM10 28L12 29V27H10ZM10 28H8V30H10ZM36 28H39V27H36ZM98 28H99V27H98ZM104 28H105V26H104ZM106 28H107V26H106ZM167 28H168V27H167ZM178 28H179V27H178ZM189 28H190V27H189ZM220 28H222V27H220ZM233 28H234V27H233ZM263 28H264V27H263ZM47 29H49V28H47ZM81 29H83V28H81ZM94 29H95V28H94ZM119 29H120V28H119ZM137 29H138V28H137ZM143 29H144V28H143ZM161 29H162V28H161ZM169 29H172V28H169ZM173 29H174V28H173ZM187 29H188V28H187ZM199 29H200V28H198V31H199ZM224 29H225V28H224ZM224 29H223V31H224ZM243 29H244V28H243ZM1 30H3V29H1ZM4 30H5V29H4ZM4 30H3V31H4ZM6 30H7V29H6ZM27 30H28V29H27ZM33 30H34V29H33ZM33 30H31V32H32ZM37 30H38V29H37ZM39 30H40V29H39ZM58 30H59V29H58ZM63 30H64V29H63ZM68 30H69V28H68ZM95 30H96V29H95ZM109 30H110V29H109ZM123 30H124V28H123ZM128 30H129V29L127 28V31H128ZM154 30H155V29H154ZM163 30H166V28L164 27V29H162V31H163ZM178 30H179V29H178ZM194 30H195V29H194ZM194 30H193V32H195ZM196 30H197V29H196ZM203 30H204V29H203ZM219 30H220V29H219ZM249 30H250V29H249ZM3 31L1 32V34L3 33ZM21 31H22V30H21ZM48 31H51V29L48 30ZM61 31H62V30H61ZM61 31H60V32H61ZM106 31H107V30H106ZM113 31H114V30H113ZM117 31H118V30H117ZM131 31H133V30H131ZM146 31H147V30H146ZM186 31H187V30H186ZM189 31H190V30H189ZM200 31H201V30H200ZM220 31H221V30H220ZM245 31H246V30H245ZM254 31H255V30H254ZM257 31H258V30H257ZM261 31H262V29H261ZM6 32H7V33H8V32L10 33L11 31H6ZM33 32H34V31H33ZM35 32L37 33L38 31H36V29H35ZM40 32H41V31H40ZM62 32H63V31H62ZM67 32H68V31H67ZM93 32H94V31H93ZM99 32H100V31H99ZM110 32H111V30H110ZM122 32H123V31H121V33H122ZM153 32H155V31H153ZM153 32H151V35H150V36H152V33H153ZM172 32H173V31H172ZM180 32H181V31H180ZM204 32H205V31H204ZM214 32H215V31H214ZM239 32H240V31H239ZM262 32H263V31H262ZM4 33H5V31H4ZM4 33H3L2 35H5V36H4V37H1V38L5 41L4 43H8L9 40L14 41L13 38H12V39L10 38V39L8 40L9 34H8V37H6L7 34H4ZM11 33H13V31H12ZM41 33H42V32H41ZM43 33H44V32H43ZM46 33H47V32H46ZM46 33H45V34H46ZM96 33H97V32H96ZM107 33H108V32H107ZM148 33H149V32H148ZM156 33H157V31H156ZM158 33H159V32H158ZM163 33H164V32H163ZM166 33H167V32H166ZM175 33H176V32H175ZM196 33H197V32H196ZM215 33H216V32H215ZM226 33H228V32H226ZM242 33H243V32H242ZM255 33H256V32H255ZM1 34H0V35H1ZM17 34H15V35H16L15 37H17ZM45 34H43V35H44V38L46 37V39H47V35H45ZM47 34H48V37L50 38V33H47ZM51 34H52V33H51ZM60 34H61V33H60ZM103 34H104V33H103ZM132 34H133V33H132ZM134 34H135V33H134ZM134 34H133V35H134ZM141 34H142V33H141ZM144 34H145V32H144ZM144 34H142V36H143ZM149 34H150V33H149ZM154 34H155V33H154ZM181 34H182V33H181ZM194 34H195V33H194ZM202 34H203V33H202ZM216 34H217V33H216ZM231 34H232V33H231ZM257 34H258V33H257ZM2 35H1V36H2ZM12 35H13V34H12ZM12 35L10 34L11 37H13ZM37 35H38V33L36 34V36H37ZM55 35H56V34H55ZM63 35H64V34H62L61 36H63ZM110 35H111V34H110ZM116 35H117V34H116ZM121 35H122V34H121ZM139 35H140V34H139ZM145 35H147V33H146ZM175 35H176V34H175ZM175 35H174V36H175ZM203 35H204V34H203ZM222 35H223V33H222ZM222 35H220V36H222ZM224 35L226 36L227 34H224ZM28 36H25V37H28ZM32 36H33V35H32ZM34 36H35V34H34ZM36 36H35V37H36ZM95 36H96V34H95ZM103 36H104V35H103ZM140 36H141V35H140ZM156 36H157V34H156ZM165 36H166V35H165ZM170 36H171V35H170ZM174 36H173V40L177 37V36H176V37L174 38ZM178 36H179V34H178ZM185 36H186V35H185ZM199 36H200V35H199ZM243 36H244V35H243ZM255 36H256V35H255ZM5 37L7 38L8 41L5 40V39H6ZM15 37H14V39H16ZM38 37H39V35H38ZM38 37H36V38H38ZM42 37H43V36H42ZM51 37H52V35H51ZM59 37H60V36H59ZM68 37H69V36H68ZM68 37H67V38H68ZM91 37H92V36H91ZM96 37H97V36H96ZM116 37H117V36H116ZM145 37H146V36H145ZM153 37H154V35H153ZM153 37H152V38H153ZM161 37H162V36H161ZM171 37H172V36H171ZM187 37H188V36H187ZM189 37H191V36H189ZM193 37H194V36H193ZM197 37H198V36H197ZM197 37H195L196 40H197ZM210 37H211V36H210ZM222 37H223V36H222ZM246 37H248V35H247ZM257 37H259V36H257ZM257 37H256V38H257ZM260 37H261V36H260ZM4 38H5V39H4ZM22 38L25 39L24 36H23ZM31 38H32V37H31ZM101 38H102V37H101ZM111 38H112V37H111ZM119 38H120V37H119ZM148 38H150V37H148ZM155 38H156V37H155ZM166 38H167V37H166ZM179 38H180V36H179ZM214 38H215V37H214ZM219 38H220V37H219ZM256 38H255V39H256ZM18 39H20V38H18ZM18 39H16V40H18ZM33 39H34V37H33ZM33 39H32V40H33ZM46 39L44 40V39L42 38V40H43V41H46V43H47V40H49V39H47V40H46ZM51 39H52V38H51ZM55 39H56V38H55ZM63 39H64V38H62V41H63ZM114 39H115V37H114ZM128 39H129V38H128ZM146 39H147V37H146ZM169 39H170V38H169ZM182 39H183V37H182ZM189 39H190V38H189ZM192 39H193V38H192ZM203 39H204V38H203ZM203 39H202V40H203ZM221 39H222V38H221ZM228 39H231V38H228ZM237 39H238V38H237ZM242 39H243V38H242ZM242 39H241V41H242ZM262 39H263V37H262ZM262 39H261V41H262ZM21 40H22V39H21ZM29 40H30V39H29ZM29 40H27V41H29ZM42 40H40V41H42ZM57 40H59V38H58ZM64 40H65V39H64ZM90 40H91V39H90ZM108 40H109V39H108ZM108 40H107V42H108ZM142 40H143V39H142ZM151 40H152V39H151ZM151 40L149 39V41H151ZM161 40H162V39H161ZM171 40H172V39H171ZM215 40H216V38H215ZM233 40H234V39H233ZM49 41H50V40H49ZM54 41H55V40H54ZM62 41H61V42H62ZM79 41H80V40H79ZM98 41H99V40H98ZM104 41H105V40H104ZM126 41H127V40H126ZM163 41H164V40H163ZM165 41H166V40H165ZM187 41H188V40H187ZM203 41H204V40H203ZM206 41H207V39H206ZM220 41H221V40H220ZM239 41H240V40H239ZM239 41H238V42H239ZM241 41H240V42H241ZM246 41H247V40H246ZM248 41H249V40H248ZM248 41H247V42H248ZM250 41H251V40H250ZM256 41H257V40H256ZM256 41H255V42H256ZM0 42H1V40H0ZM17 42H20V41H16V43H17ZM21 42H22V41H21ZM21 42H20V44H21ZM23 42H24V40H23ZM25 42H26V41H25ZM50 42H51V41H50ZM56 42H58V41H56ZM56 42H55V43H56ZM65 42L67 43L66 40H65ZM68 42H69V41H68ZM91 42H92V41H91ZM114 42H115V41H114ZM116 42H117V41H116ZM116 42H115V43H116ZM142 42H144V41H142ZM142 42H141V43H142ZM158 42H159V41H158ZM167 42H168V41H167ZM171 42H172V41H171ZM173 42H174V41H173ZM175 42H176V41H175ZM191 42H192V46H193L194 41H191ZM218 42H219V41H218ZM222 42H223V41H222ZM225 42H226V41H225ZM234 42H235V41H234ZM234 42H233V43H234ZM253 42H254V41H253ZM30 43H33V41H31ZM48 43H49V42H48ZM55 43H54V44H55ZM58 43H59V42H58ZM62 43H63V42H62ZM89 43H90V42H89ZM96 43H97V42H96ZM125 43H126V42H125ZM125 43H124V44H125ZM148 43H149V42H148ZM151 43H152V42H151ZM179 43H181V42H179ZM187 43H188V42H187ZM187 43H185V45H186ZM204 43H205V41H204ZM207 43H208V42H207ZM245 43H246V42H245ZM248 43H249V42H248ZM260 43H261V42H260ZM8 44L11 45V44H13V43L9 41ZM24 44H25V43H23L22 45H24ZM36 44H37V41H36ZM41 44H42V42H41ZM54 44H53V45H54ZM63 44H64V43H63ZM63 44H61V45H63ZM72 44H73V42H72ZM154 44H155V43H154ZM171 44H172V43H171ZM218 44H219V43H218ZM223 44H225V43H223ZM227 44H229V43H227ZM242 44H243V43H242ZM246 44H247V43H246ZM254 44H255V43H254ZM0 45L3 46V43L0 44ZM5 45H6V44H5ZM9 45H8V47H9ZM17 45H18V44H17ZM26 45H27V44H26ZM49 45H50V44H49ZM49 45H47V47H49ZM51 45H52V43H51ZM65 45H66V44H65ZM107 45H109V44H107ZM117 45H118V43L116 44V46H117ZM120 45H121V44H120ZM120 45H119V46H120ZM122 45H123V44H122ZM142 45H143V44H142ZM151 45H152V44H151ZM199 45H200V44H199ZM220 45H221V44H220ZM229 45H231V44H229ZM235 45H236V43H235ZM238 45H239V44H238ZM240 45H241V43H240ZM243 45H244V44H243ZM249 45H250V44H249ZM249 45H248V48H250ZM6 46H7V45H6ZM6 46H5V48H6ZM15 46H16V45H15ZM20 46H21V45H20ZM66 46H68V44H67ZM66 46H65V47H66ZM112 46H113V45H112ZM112 46L110 45L109 47H112ZM114 46H115V45H114ZM116 46H115V48H116ZM119 46H118V47H119ZM156 46H157V44H156ZM169 46H170V45H169ZM169 46H168V47H169ZM171 46H172V45H171ZM210 46H211V45H210ZM223 46H224V45H223ZM233 46H234V45H233ZM253 46H254V45H253ZM11 47H12V46H11ZM26 47H27V46H26ZM52 47H53V46H52ZM54 47H55V46H54ZM69 47H70V45H69ZM83 47H84V46H83ZM90 47H91V45H90ZM92 47H93V46H92ZM120 47H122V46H120ZM124 47H126V46H124ZM124 47H122V48H124ZM127 47H128V46H127ZM135 47H136V46H135ZM141 47H142V46H141ZM141 47H140V48H141ZM150 47H151V46H150ZM177 47H178V46H177ZM188 47H189V46H188ZM198 47H199V46H198ZM225 47H226V46H225ZM9 48H10V47H9ZM9 48H8V49H9ZM13 48H14V45H13ZM22 48H24V47H22ZM101 48H102V47H101ZM103 48H104V47H103ZM113 48H114V47H113ZM140 48L138 47L139 50H140ZM143 48H144V47H143ZM152 48H153V47H152ZM159 48H160V47H159ZM171 48H172V47H171ZM238 48H239V46H238ZM240 48H241V47H240ZM252 48H254V47H252ZM257 48H258V47H257ZM0 49H1V48H0ZM11 49H12V48H11ZM11 49H10V50H11ZM14 49H16V48H14ZM18 49H20V48H18ZM49 49L51 50L50 47H49ZM93 49H95V48L93 47ZM118 49H119V48H118ZM127 49H128V48H127ZM144 49H145V48H144ZM178 49H179V48H178ZM219 49H220V48H219ZM230 49H231V48H230ZM233 49H234V48H233ZM242 49H244V48H242ZM259 49H260V48H259ZM262 49H263V47H262ZM3 50H6V49H3V48H2L1 51H3ZM54 50H55V48H54ZM73 50H74V49H73ZM107 50H108V49H107ZM109 50H110V48H109ZM119 50H120V49H119ZM119 50H117V51H119ZM121 50L124 51V49H121ZM121 50H120V54H121ZM130 50H132V48H130ZM136 50H137V48H136ZM141 50H142V48H141ZM141 50H140V51H141ZM151 50H152V49H151ZM163 50H164V49H163ZM171 50H172V49H171ZM189 50H190V49H189ZM206 50H207V49H206ZM217 50H218V49H217ZM223 50H224V49H223ZM223 50H222V51H223ZM237 50H238V49H237ZM246 50H247V49H246ZM7 51H8V50H7ZM13 51H16V52L19 51V52H20V50H18V51H17V50H13ZM13 51L11 50L10 52H13ZM23 51H24V50H23ZM48 51H49V50H48ZM52 51H53V49H52ZM52 51H51V53H52ZM57 51H58V50H57ZM57 51H56V50H55V52L53 51V52L55 53V55H56ZM61 51H62V50H61ZM117 51H116L115 53H114V52H113V53H114L115 55L117 54V56H118L119 54L117 53ZM125 51H126V50H125ZM127 51H128V50H127ZM137 51H138V50H137ZM143 51H144V50H143ZM143 51H142V52H143ZM148 51H149V50H148ZM156 51H157V50H156ZM169 51H170V50H169ZM172 51H174V50H172ZM210 51H211V50H210ZM210 51H209V52H210ZM244 51H245V50H244ZM261 51H262V50H261ZM263 51H264V49H263ZM3 52L5 53V51H3ZM10 52L8 51V53H10ZM19 52H18V54H19ZM21 52H22V51H21ZM25 52H27V51H25ZM29 52H31V51H29ZM29 52H28V54H29ZM43 52H44V51H43ZM43 52H42V54H45L46 51H45L44 53H43ZM59 52H60V51H59ZM62 52H63V51H62ZM110 52H111V51H110ZM134 52H135V50H134V51L132 50L131 54L134 53ZM175 52L177 53V51H175ZM186 52H187V51H186ZM200 52H201V51H200ZM0 53L2 54V52H0ZM32 53H33V52H32ZM46 53H47V52H46ZM48 53H50V52H48ZM81 53H82V52H81ZM87 53H88V52H87ZM135 53H137V52H135ZM135 53H134V54H135ZM138 53H141V52L138 51ZM146 53H148V52H146ZM190 53H191V52H190ZM241 53H242V52H241ZM243 53H244V52H243ZM247 53L250 54V52H247ZM253 53H254V52H253ZM255 53H256V52H255ZM260 53H261V52H260ZM6 54H7V52H6ZM23 54H24V53H23ZM33 54H34V53H33ZM36 54H37V53H36ZM61 54H62V53H61ZM61 54H60V55H61ZM64 54H65V53H64ZM73 54H74V53H73ZM82 54H83V53H82ZM85 54H86V52H85ZM108 54H109V53H108ZM125 54H126V53H125ZM150 54H151V53H150ZM157 54H158V53H157ZM162 54H163V53H162ZM180 54H181V53H180ZM200 54H201V53H200ZM228 54H229V53H228ZM233 54H234V53H233ZM245 54H246V53H245ZM249 54H248V55H249ZM261 54H262V53H261ZM20 55H21V53H20ZM26 55H27V54H26ZM26 55H25V56H26ZM65 55H66V54H65ZM99 55H100V54H99ZM115 55H114V56H115ZM122 55H124V52H123ZM127 55H128V54H127ZM142 55H145V56H147V57L149 56V54H147V55L145 54V51H144V54L142 53ZM185 55H186V54H185ZM202 55H203V54H202ZM250 55H252V54H250ZM10 56L12 57V54H11V53H10ZM33 56H34V55H33ZM53 56H54V54H53ZM74 56H75V55H74ZM88 56H89V54H88ZM95 56H96V55H95ZM97 56H98V54H97ZM105 56H106V55H105ZM105 56H104V58H105ZM112 56H113V55H112ZM134 56H135V58H136L137 54L134 55ZM139 56H141V54H140ZM145 56H144V59H145ZM152 56H154V55H152ZM157 56H158V55H157ZM161 56H162V55H161ZM175 56H176V55H175ZM178 56H179V55H178ZM186 56H187V55H186ZM190 56H191V55H190ZM193 56H194V55H193ZM199 56H200V55H199ZM241 56H242V54H241ZM255 56H257V55H255ZM4 57H6V56L2 55V58H4ZM7 57L10 59L9 56H7ZM7 57H6V59H7ZM49 57H51V56H49ZM54 57H55V56H54ZM77 57H78V56H77ZM109 57H110V54H109ZM121 57H122V56H121ZM126 57H127V56H126ZM142 57H143V56H142ZM149 57H150V56H149ZM163 57H164V56H163ZM173 57H174V56H173ZM202 57H203V56H202ZM217 57H218V56H217ZM223 57H224V56H223ZM230 57H231V55H230ZM233 57H234V55H233ZM246 57H247V56H246ZM249 57H251V56H249ZM257 57H258V56H257ZM259 57H263V56L260 55ZM13 58H14V57H12V59H13ZM72 58H73V57H72ZM123 58H124V56H123ZM137 58H138V57H137ZM160 58H161V57H160ZM179 58H180V57H179ZM193 58H194V57H193ZM196 58H197V57H196ZM213 58H214V57H213ZM226 58H227V56H226ZM226 58L224 57V59H226ZM231 58H232V57H231ZM73 59H74V58H73ZM83 59H84V58H83ZM86 59H87V58H86ZM86 59H85V60H86ZM102 59H103V58H102ZM140 59H143V58H140ZM168 59H170V58L168 57ZM180 59H181V58H180ZM210 59H211V58H210ZM217 59H218V58H217ZM224 59H223V60H224ZM237 59H238V58H237ZM249 59H250V58H249ZM255 59H256V58H255ZM262 59H263V58H262ZM60 60H61V59H60ZM105 60H106V59H105ZM119 60H120V59H119ZM126 60H127V59H126ZM146 60H147V59H146ZM149 60L151 61V59H149ZM172 60H173V59H172ZM195 60H196V59H195ZM211 60H212V59H211ZM213 60H214V59H213ZM218 60H219V59H218ZM238 60H240V59H238ZM87 61H88V59H87ZM141 61H143V60H141ZM141 61H140V62H141ZM152 61H153V60H152ZM169 61H170V60H169ZM169 61H168V62H169ZM181 61H182V60H181ZM192 61H193V60H192ZM215 61H216V60H215ZM240 61H241V60H240ZM256 61H257V60H256ZM258 61H259V60H258ZM127 62H128V60H127ZM148 62H149V61H148ZM163 62H164V61H163ZM194 62H195V61H194ZM200 62H201V61H200ZM207 62H208V61H207ZM220 62H221V61H220ZM223 62H224V61H223ZM235 62H236V61H235ZM238 62H239V61H238ZM238 62H237V63H238ZM252 62H253V61H252ZM86 63H87V62H86ZM103 63H104V62H103ZM143 63H144V62H143ZM150 63H151V62H150ZM169 63H170V62H169ZM176 63H177V62H176ZM197 63H199L198 60H197ZM208 63H209V62H208ZM216 63H217V62H216ZM227 63H228V62H227ZM227 63H226V65H227ZM253 63H254V62H253ZM82 64H83V63H82ZM124 64H125V63H124ZM135 64H138V63H135ZM144 64H145V63H144ZM148 64H149V63H148ZM148 64H147V65H148ZM158 64H159V63H158ZM170 64H172V63H170ZM229 64H230V63H228V65H229ZM256 64H257V63H256ZM260 64H261V62H260ZM89 65H90V64H89ZM117 65H118V64H117ZM129 65H130V64H129ZM141 65H142V64H140V65L138 64V65H136V66L133 65V66H135V68H136L137 66H141ZM150 65H151V64H150ZM166 65H167V64H166ZM200 65H201V64H200ZM203 65H204V64H203ZM203 65H202V67H203ZM211 65H212V64H211ZM211 65H210V66H211ZM130 66L132 67V64H131ZM148 66H149V65H148ZM148 66H147V67H148ZM151 66H152V65H151ZM171 66H172V65H171ZM205 66H206V64H205ZM217 66H218V65H217ZM217 66H216V67H217ZM230 66H232V65H230ZM77 67H78V66H77ZM82 67H83V66H82ZM90 67H91V65H90ZM95 67H96V66H95ZM119 67H121V66H119ZM124 67H127V66H124ZM144 67H145V65H144ZM161 67H162V66H161ZM163 67H164V66H163ZM176 67H179V65H178V66L176 65ZM188 67H189V66H188ZM196 67H197V65H196ZM206 67H207V66H206ZM211 67H212V66H211ZM261 67H262V66H261ZM78 68H79V67H78ZM85 68H86V67H85ZM88 68H89V67H88ZM96 68H97V67H96ZM109 68H110V67H109ZM111 68H113V67H111ZM135 68L133 67L132 69H135ZM140 68L142 69V67H140ZM150 68H151V67H150ZM184 68H185V67H184ZM203 68H204V67H203ZM214 68H215V67H214ZM223 68H224V66H223ZM94 69H95V68H94ZM123 69H124V68H123ZM126 69H128V68H125V70H126ZM129 69H130V67H129ZM138 69H139V67H138ZM138 69H135L136 71H134V70H133V71L131 70V71H132L133 73H134V72H135V73H136V72L138 73V71H139ZM141 69H140V70H141ZM143 69H144V68H143ZM152 69H153V68H152ZM155 69L157 70L158 68H155ZM155 69H154V70H155ZM259 69H260V68H259ZM83 70H84V69H83ZM96 70H97V69H96ZM107 70H109V69H107ZM119 70H120V69H119ZM137 70H138V71H137ZM144 70H145V69H144ZM144 70H143V71H144ZM146 70H148V69H146ZM158 70H159V69H158ZM168 70H169V68H168ZM180 70H182V69H180ZM200 70H201V69H200ZM221 70H222V69H221ZM223 70H224V69H223ZM226 70H227V69H226ZM231 70H232V69H231ZM231 70H230V71H231ZM236 70H237V69H236ZM238 70H239V69H238ZM242 70H243V69H242ZM246 70H248V69L246 68ZM94 71H95V70H94ZM109 71H110V70H109ZM114 71H115V70H114ZM114 71H113V72H114ZM201 71H203V70H201ZM208 71H209V70H208ZM239 71H240V70H239ZM243 71H245V70H243ZM251 71H252V70H251ZM257 71H258V70H257ZM257 71H256V72H257ZM261 71H262V70H261ZM85 72H86V71H85ZM115 72H116V71H115ZM128 72H129V71L127 70L126 75L130 73V72H129V73H128ZM146 72H147V71H146ZM149 72H150V71H149ZM157 72H158V71H157ZM160 72H161V70H160ZM183 72H184V71H183ZM189 72H191V71H189ZM199 72H200V71H199ZM210 72H211V71H210ZM42 73H43V72H42ZM94 73H95V72H94ZM108 73H109V72H108ZM118 73H119V72H118ZM118 73H117V75H118ZM124 73H125V71H124ZM142 73H143V72H142ZM144 73H145V72H144ZM163 73H165V72L163 71ZM170 73H171V72H170ZM178 73H180V72H178ZM184 73H185V72H184ZM197 73H198V72H197ZM201 73H202V72H201ZM223 73L225 74V71H224ZM227 73H228V71H227ZM243 73H244V72H243ZM246 73H247V72H246ZM251 73H253V72H251ZM80 74H81V73H80ZM88 74H89V73H88ZM91 74H92V73H91ZM150 74H151V73H150ZM154 74H156V73H154ZM160 74H161V73H160ZM167 74H168V73H167ZM193 74H194V73H193ZM202 74H204V73H202ZM247 74H248V73H247ZM262 74H263V73H262ZM84 75H85V74H84ZM107 75H108V74H107ZM117 75H116V76H117ZM124 75H125V74H124ZM124 75H123V76H124ZM126 75H125V76H126ZM132 75H134V74H132ZM144 75H145V74H144ZM144 75H143V76H144ZM182 75H184V74H182ZM198 75H199V74H198ZM208 75H209V74H208ZM218 75H219V74H218ZM218 75H217V78L220 77V76L218 77ZM231 75H234V74H231ZM231 75H230V76H231ZM239 75H242V74H239ZM245 75H246V74H245ZM69 76H70V75H69ZM74 76H75V75H74ZM93 76H94V75H93ZM125 76H124V77H125ZM135 76H136V75H135ZM135 76H134V77H135ZM155 76H156V75H155ZM163 76H164V75H163ZM166 76H167V75H166ZM173 76H175V75L173 74ZM184 76H185V75H184ZM184 76H183V77H184ZM206 76H207V75H206ZM214 76H215V75H214ZM235 76H236V75H235ZM83 77H84V76H83ZM86 77H87V75H86ZM110 77H111V76H110ZM118 77H119V75H118ZM128 77L131 79V76H130V75H128ZM128 77H127V78H128ZM136 77L139 78V76H136ZM158 77H159V76H158ZM161 77H162V76H161ZM168 77H169V75L167 76V78H168ZM177 77H178V76H177ZM177 77H176V78H177ZM190 77H192V76L190 75ZM190 77H188V78H190ZM198 77H200V76H198ZM212 77H213V76H212ZM222 77H223V75H222ZM224 77H227V76H224ZM228 77H229V75H228ZM240 77H241V76H240ZM247 77H248V76H247ZM256 77H257V76H256ZM256 77H255V78H256ZM79 78H80V77H79ZM81 78H82V76H81ZM97 78H98V77H97ZM115 78H116V77H115ZM152 78H153V77H152ZM152 78H151V79H152ZM176 78H175V80H176ZM181 78H182V77H181ZM184 78H185V77H184ZM229 78H230V77H229ZM260 78H261V77H260ZM262 78H263V77H262ZM82 79H83V78H82ZM85 79H86V78H85ZM88 79H89V78H88ZM91 79H92V78H91ZM101 79H102V78H101ZM104 79H105V77H104ZM107 79H108V78H107ZM107 79H106V80H107ZM113 79H114V78H113ZM119 79H120V78H119ZM146 79H147V78H146ZM156 79H158V78H156ZM161 79H162V78H161ZM177 79H178V78H177ZM186 79H187V78H185L184 80H186ZM192 79H193V77H192ZM197 79H198V78H197ZM209 79H210V77H209ZM221 79H222V78H221ZM244 79H246V78H244ZM252 79H253V78H252ZM70 80H71V79H70ZM75 80H77V79H75ZM94 80H95V81H98V80H96V79H94ZM102 80H103V79H102ZM114 80H115V79H114ZM122 80H123V79H122ZM128 80H129V79H128ZM135 80H136V78H135ZM142 80H143V79H142ZM163 80H164V79H163ZM172 80H173V79H172ZM172 80H171V81H172ZM179 80H180V79H178V81H179ZM184 80L182 79V81H184ZM189 80H191V79H189ZM189 80H187V81H189ZM200 80H203V79L200 78ZM205 80H206V79H205ZM219 80H220V79H218V81H219ZM227 80H228V79H227ZM240 80H241V79H240ZM256 80H257V78H256ZM258 80H259V79H258ZM91 81H92V80H91ZM103 81H104V80H103ZM107 81H108V80H107ZM125 81H126V80H125ZM144 81H146V80H144ZM182 81H181V84H183ZM187 81H186V82H187ZM214 81H215V80H214ZM225 81H226V80H225ZM238 81H239V80H238ZM241 81H242V80H241ZM241 81H239V82H241ZM65 82H66V81H65ZM75 82H76V81H75ZM89 82H90V81H89ZM105 82H106V81H105ZM105 82H103V85H104ZM110 82H111V81H110ZM117 82H118V80H117ZM134 82H135V81H134ZM134 82H133V84H134ZM138 82H139V81H138ZM138 82H137V83H138ZM146 82H147V81H146ZM149 82H150V81H149ZM152 82H153V81H152ZM161 82H162V81H161ZM163 82H164V81H163ZM166 82H167V81H166ZM191 82H192V81H191ZM197 82H198V81H197ZM204 82H205V81H204ZM207 82L209 83V81H207ZM223 82H224V81H223ZM231 82H233V81H231ZM231 82H230V83H231ZM239 82H238V83H239ZM262 82H263V81H262ZM98 83H100V80L98 81ZM111 83H112V82H111ZM113 83H114V82H113ZM168 83H170V84H168ZM168 83H167V85H171L172 83H174V87L177 86V85L175 86V81H173V82L171 83V82H169V80H168ZM176 83L179 84V82H176ZM205 83H206V82H205ZM215 83H216V82H215ZM226 83L228 84V83H229V80H228V82L226 81ZM233 83H234V82H233ZM242 83H244V82H242ZM247 83H248V81H247ZM260 83H261V82H260ZM95 84H97V83L95 82ZM100 84H102V82H101ZM108 84H109V83L107 82L106 85H108ZM114 84H116V83H114ZM122 84H123V83H122ZM130 84H131V83H130ZM138 84H139V83H138ZM153 84H154V83H153ZM198 84H199V83H198ZM201 84H202V82H201ZM206 84H207V83H206ZM211 84H212V83H211ZM217 84H218V83H217ZM224 84H225V83H224ZM231 84H232V83H231ZM244 84H245V83H244ZM261 84H262V83H261ZM66 85H67V83H66ZM78 85H79V84H78ZM89 85H90V84H89ZM120 85H121V84H120ZM156 85H157V84H156ZM183 85H184V84H183ZM191 85H192V84H191ZM194 85H196V84H193V86H194ZM218 85H219V84H218ZM229 85H230V84H229ZM232 85H233V84H232ZM236 85H237V84H236ZM245 85H247V84H245ZM56 86H57V85H56ZM97 86H98V85H97ZM121 86H122V85H121ZM123 86L125 87V85H123ZM146 86H147V85H146ZM185 86H186V85H185ZM185 86H184V87H185ZM197 86H198V85H197ZM213 86H214V85H213ZM237 86H238V85H237ZM241 86H242V85H241ZM61 87H62V86H61ZM75 87H76V86H75ZM83 87H84V86H83ZM87 87H88V86H87ZM119 87H120V86H119ZM136 87H137V85H136ZM144 87H145V86H144ZM147 87H148V86H147ZM150 87H151V86H150ZM165 87H166V86H165ZM168 87H169V86H168ZM172 87H173V86H172ZM174 87H173V88H174ZM178 87H179V86H178ZM180 87H181V85H180ZM180 87H179V88H180ZM182 87H183V86H182ZM194 87H196V86H194ZM207 87H208V86H207ZM224 87H225V86H224ZM224 87H223V88H224ZM234 87H236V86H234ZM247 87H248V86H247ZM247 87H246V88H247ZM94 88H95V87H94ZM101 88H103V86H102ZM111 88H112V87H111ZM121 88H122V87H121ZM127 88H128V87H127ZM130 88H131V87H130ZM176 88H177V87H176ZM186 88H187V86H186ZM186 88H185V89H186ZM189 88L191 89L190 86H189ZM208 88H209V87H208ZM225 88H226V87H225ZM232 88H233V87H232ZM242 88H244V87H242ZM242 88H241V89H242ZM248 88H250V87H248ZM253 88H254V87H253ZM55 89H56V88H55ZM58 89H59V88H58ZM73 89H74V88H73ZM138 89H139V88H138ZM145 89H146V87H145ZM153 89H154V88H153ZM158 89H159V88H158ZM161 89H162V88H161ZM194 89H195L194 91H196L197 87L194 88ZM218 89H219V88H218V86H217V90H218ZM229 89H230V88H229ZM229 89H228V90H229ZM233 89H234V88H233ZM256 89H257V88H256ZM80 90H81V89H80ZM92 90H93V89H92ZM96 90H97V89H96ZM133 90H134V89H133ZM142 90H143V89H142ZM147 90H148V89H147ZM182 90H183V89H182ZM186 90H187V89H186ZM192 90H193V89H192ZM200 90H201V92L203 91L202 89H200ZM210 90H211V89H210ZM210 90H209V91H210ZM221 90H222V89H221ZM223 90H225V89H223ZM228 90L226 89V91H228ZM239 90H240V89H239ZM243 90H245V88H244ZM252 90H253V89H252ZM257 90H258V89H257ZM259 90H260V89H259ZM54 91H55V90H54ZM59 91H60V90H59ZM81 91H82V90H81ZM87 91H89V90H87ZM107 91H108V90H107ZM111 91H112V90H111ZM120 91H122V90H120ZM153 91H154V90H153ZM161 91H162V90H161ZM170 91H173V90H171V87H170ZM175 91H176V89H175ZM183 91L185 92V90H183ZM213 91H214V90H213ZM226 91H225V92H226ZM241 91H242V90H241ZM247 91H248V90H247ZM263 91H264V90H263ZM84 92H85V91H84ZM92 92H93V91H92ZM94 92H95V91H94ZM96 92H97V91H96ZM103 92H104V91H103ZM117 92H118V90H117ZM140 92H141V91H140ZM147 92H148V91H147ZM187 92H188V91H187ZM190 92H191V91H190ZM198 92H199L198 94H200V91H199V90H198ZM221 92H222V91H221ZM233 92H235V91H233ZM233 92H232V93H233ZM255 92H256V91H255ZM119 93H120V92H119ZM119 93H118V94H119ZM123 93H124V92H123ZM132 93L135 94L136 92H132ZM132 93H131V94H132ZM143 93H144V92H143ZM171 93H172V92H171ZM202 93L204 94V91H203ZM202 93H201V94H202ZM218 93H219V92H218ZM226 93H228V92H226ZM244 93H245V91H244ZM263 93H264V92H263ZM101 94L104 95L103 93H101ZM106 94H107V93H106ZM134 94H133V95H134ZM136 94H137V93H136ZM164 94H165V93H164ZM176 94H177V93H176ZM180 94H181V92H180ZM182 94H183V93H182ZM207 94H208V92H207ZM221 94H222V93H221ZM248 94H249V93H248ZM248 94H247V95H248ZM257 94H258V92H257ZM113 95H114V93H113ZM113 95H111V96H113ZM126 95H127V94H126ZM153 95H154V94H153ZM157 95H158V92H157ZM168 95H169V93H168ZM177 95H178V94H177ZM184 95H185V94H184ZM194 95L196 96V94H194ZM210 95H211V94H210ZM217 95H218V94H217ZM227 95L230 96L229 94H227ZM227 95H226V96H227ZM237 95H238V94H237ZM107 96H109V93H108ZM120 96H121V95H120ZM123 96H124V94H123ZM134 96H135V95H134ZM137 96H138V94L136 95V97H137ZM139 96H140V95H139ZM142 96H143V95H142ZM187 96H188V95H187ZM195 96H194V97H195ZM200 96H202V95H200ZM204 96H206V94H205ZM215 96H216V95H215ZM228 96H227V97H228ZM241 96H242V95H241ZM103 97H104V96H103ZM128 97H129V96H128ZM145 97H146V95H145ZM147 97H148V95H147ZM165 97H166V94H165ZM194 97H193V98H194ZM231 97H232V95H231ZM235 97H236V96H235ZM244 97H245V96H244ZM107 98H109V97H107ZM120 98H121V97H120ZM131 98H132V95H131ZM131 98H130V99H131ZM138 98H141V97H138ZM154 98H155V97H154ZM162 98H163V95H162ZM171 98H172V97H171ZM202 98H203V97H202ZM212 98H213V97H212ZM233 98H234V97H233ZM233 98H232V99H233ZM247 98H248V97H247ZM258 98H259V97H258ZM105 99H106V98H105ZM135 99H136V98H135ZM157 99L160 100L159 98H157ZM163 99H165V98H163ZM173 99H174V98H173ZM206 99H207V98H206ZM218 99H219V97H218ZM228 99L230 100V98H228ZM240 99H241V98H240ZM240 99H239V100H240ZM248 99H249V98H248ZM248 99H247V100H248ZM111 100H112V99H111ZM117 100H118V99H117ZM124 100H125V99H124ZM124 100H123V101H124ZM131 100H132V99H131ZM146 100H147V99H146ZM166 100H168V98H167ZM196 100H197V98H196ZM196 100H195V101H196ZM209 100H210V99H209ZM213 100H214V99H213ZM229 100H228V102H229ZM256 100H257V99H254L255 102H256ZM103 101H104V100H103ZM107 101H108V100H107ZM128 101H129V99H128ZM141 101H142V100H141ZM169 101H170V100H169ZM202 101H203V100H202ZM206 101H207V100H206ZM211 101H212V100H211ZM215 101H217V100H215ZM215 101H214V102H215ZM225 101H226V100H225ZM235 101H236V100H235ZM245 101H246V99H245ZM249 101H251V100H248V102H249ZM259 101H260V100H259ZM105 102H106V101H105ZM117 102H118V101H117ZM125 102H126V101H125ZM125 102H124V103H125ZM129 102H130V101H129ZM129 102H128V103H129ZM133 102H136V103H137V101H135V100L133 101V100H132V103H130V104H133ZM139 102H140V101H139ZM159 102H160V101H159ZM162 102H164V101H162ZM165 102H166V101H165ZM177 102H178V100H177ZM187 102H188V101H187ZM196 102H197V101H196ZM217 102H218V101H217ZM217 102H216V103H217ZM222 102H223V101H222ZM222 102H221V103H222ZM145 103H146V102H145ZM208 103H209V102H208ZM212 103H213V102H212ZM225 103H226V102H225ZM257 103H259V102L257 101ZM261 103H262V102H261ZM162 104H163V103H162ZM196 104H197V103H196ZM204 104H205V103H203V105H204ZM231 104H232V103H231ZM231 104H230V105H231ZM247 104H248V103H247ZM247 104H246V105H247ZM252 104H253V102H252ZM115 105H116V104H114V106H115ZM127 105L129 106V104H127ZM152 105H153V103H152ZM163 105H164V104H163ZM171 105H172V103H171ZM205 105H206V104H205ZM210 105H211V104H210ZM218 105H219V103H218ZM218 105L215 104V106H218ZM230 105H229V106H230ZM233 105H234V103H233ZM258 105H259V104H258ZM124 106H126V105H124ZM124 106H123L122 108H124L123 110L125 111V108H126V107H124ZM145 106H146V104H145ZM158 106H160V105H158ZM174 106H175V105H174ZM178 106H179V105H178ZM208 106H209V105H208ZM226 106H227V105H226ZM236 106H237V105H236ZM250 106H252V105H250ZM117 107H118V105H117ZM138 107H140V106H138ZM146 107H147V106H146ZM164 107L166 108L165 105H164ZM167 107H168V106H167ZM171 107H172V106H171ZM179 107H180V106H179ZM233 107H234V106H233ZM243 107H244V106H243ZM260 107H261V106H260ZM118 108H119V107H118ZM120 108H121V107H120ZM129 108H130V110H132L133 106H132V108H131V107H129ZM134 108H136V107H134ZM134 108H133V110H135ZM143 108H144V107H143ZM168 108H169V107H168ZM202 108H203V107H202ZM202 108H201V110H202ZM212 108H213V107H212ZM218 108H219V107H218ZM223 108H224V107H223ZM234 108H235V107H234ZM241 108H242V107H241ZM252 108H253V106H252ZM126 109H127V108H126ZM138 109H139V108H137V110H136L137 113H138ZM144 109H146V108H144ZM153 109H154V108H153ZM206 109H207V108H206ZM206 109H205V110H206ZM209 109H211V108H209ZM213 109H214V108H213ZM227 109H228V108H227ZM235 109H236V108H235ZM247 109H248V108H247ZM255 109H256V108H255ZM118 110H120V109H118ZM128 110H129V109H128ZM139 110H140V109H139ZM141 110H142V109H141ZM146 110L148 111V107H147ZM150 110H152V108H150ZM154 110H155V109H154ZM158 110H159V109H158ZM158 110H156V111L158 112ZM168 110H169V109H168ZM168 110H166V111H168ZM180 110H181V109H180ZM191 110H192V109H191ZM203 110H204V109H203ZM215 110H216V109H215ZM228 110H229V109H228ZM231 110H233V109H231ZM249 110H250V109H249ZM251 110H252V109H251ZM147 111H145V112H147ZM172 111H173V110H172ZM178 111H179V109H178ZM199 111H200V109H199ZM211 111H213V110L211 109ZM218 111H220V110H218ZM234 111H235V110H234ZM263 111H264V109H263ZM263 111H262V112H263ZM121 112H122V111L120 110V113H121ZM126 112H127V111H126ZM129 112H130V111H129ZM131 112H132V111H131ZM148 112H149V111H148ZM148 112H147V114H148ZM153 112H154V111H153ZM153 112L151 111L150 113H153ZM173 112L176 113L175 111H173ZM173 112H172V113H173ZM187 112H188V111H187ZM206 112H207V110H206ZM214 112H215V111H214ZM214 112H212V113H214ZM241 112H242V111H241ZM247 112H248V111H247ZM134 113H135V112H133V113L131 114V116H132ZM137 113H135V115H136ZM154 113H155V112H154ZM154 113H153V115H155ZM162 113H164V111H162ZM162 113H161V114H162ZM189 113H190V112H189ZM196 113H197V112H196ZM210 113H211V112H210ZM210 113H207V114H210ZM229 113H230V111H229ZM234 113H235V112H234ZM238 113H239V112H238ZM259 113H261V112H259ZM263 113H264V112H263ZM126 114H129V113L127 112ZM139 114H140V111H139ZM139 114H138V118H139ZM176 114H177V113H176ZM204 114H206V113H204ZM218 114H219V113H218ZM222 114H223V113H222ZM242 114H243V113H242ZM242 114H241V115H242ZM118 115H119V118H120V114H118ZM122 115H123V114H122ZM124 115H125V114H124ZM129 115H130V114H129ZM140 115H141V114H140ZM144 115H145V114H144ZM148 115L151 116L152 114H148ZM162 115H163V114H162ZM165 115H166V114H165ZM173 115H174V114H173ZM194 115H195V114H194ZM196 115H198V114H196ZM201 115H202V114H201ZM215 115H217V113H216ZM219 115H220V114H219ZM225 115H226V114H225ZM227 115H228V114H227ZM234 115H235V114H234ZM234 115H233V116H234ZM239 115H240V114H239ZM246 115H247V114H246ZM146 116H147V115H146ZM146 116H144V117H146ZM158 116H159V115H158ZM158 116H157V117H158ZM168 116H169V115H168ZM176 116H177V115H176ZM183 116H184V115H183ZM202 116H203V115H202ZM202 116H201V117H202ZM208 116H209V115H208ZM208 116H207V117H208ZM211 116H212V115H211ZM221 116H222V115H221ZM221 116H220V117H221ZM235 116H237V115H235ZM121 117H122V116H121ZM128 117L130 118V116H128ZM128 117H126L125 120H128V119H127ZM136 117H137V115H136ZM142 117H143V116H142ZM154 117H155V116H154ZM164 117H165V116H164ZM173 117H174V116H173ZM178 117H179V116H178ZM178 117H177V119H178ZM214 117H215V116H214ZM227 117H229V116H226V118H227ZM231 117H232V116H231ZM244 117H246V116H244ZM244 117H243V118H244ZM124 118H125V117H124ZM185 118H186V117H184V119H185ZM212 118H213V117H212ZM234 118H235V117H234ZM236 118L238 119V117H236ZM240 118H242V117H240ZM120 119H121V118H120ZM134 119H135V117H133V119L130 118L129 120L134 121ZM136 119H137V118H136ZM139 119L143 121L142 118H139ZM153 119H154V118H153ZM173 119H174V118H173ZM173 119H172V120H173ZM199 119H200V118H199ZM201 119H202V118H201ZM204 119H206V118L204 117ZM209 119H210V118H209ZM229 119H230V118H229ZM229 119H227V120H229ZM94 120H95V119H94ZM123 120H124V119H123ZM129 120H128V121H129ZM140 120H139V121H140ZM150 120H151V119H150ZM164 120H165V119H164ZM181 120H183V119H181ZM207 120H208V119H207ZM210 120H211V119H210ZM221 120H222V119H221ZM223 120H224V119H223ZM232 120H234V119H232ZM235 120H236V119H235ZM128 121H127V122H128ZM137 121H138V119L136 120V122H137ZM152 121H153V120H152ZM174 121H175V120H174ZM183 121H184V120H183ZM183 121H182V123H183ZM185 121H186V120H185ZM191 121H192V120H191ZM199 121H200V120H199ZM218 121H220V120L218 119ZM225 121H226V120H225ZM246 121H247V120H246ZM261 121H262V120H261ZM121 122H123V121H121ZM129 122H130V121H129ZM129 122H128V123H129ZM153 122H154V121H153ZM167 122H168V121H167ZM170 122L172 123V121H170ZM179 122H180V121H179ZM202 122H203V121H202ZM205 122H206V121H205ZM222 122H224V121H222ZM231 122H232V121H231ZM234 122H235V121H234ZM238 122H239V121H238ZM240 122H242V121H240ZM243 122H244V121H243ZM131 123H132V122H131ZM131 123H130V124H131ZM140 123H141V121H140ZM156 123H157V122H156ZM184 123H185V122H184ZM189 123H190V122H189ZM191 123H192V122H191ZM197 123H198V121H197ZM207 123H208V122H207ZM207 123H206V125H204V124H202V125H203L204 127H207V126L209 125V124L207 125ZM211 123H213V122H211ZM226 123H227V122H226ZM229 123H230V122H229ZM251 123H252V122H251ZM260 123H261V122H260ZM116 124H117V123H116ZM118 124L120 125V122H119ZM137 124L139 125L138 122H137ZM159 124H160V123H159ZM166 124H167V123H166ZM200 124H201V123H200ZM218 124H219V123H218ZM218 124H217V126H218ZM222 124H223V123H222ZM222 124H221V125H222ZM232 124H233V123H232ZM247 124H248V123H247ZM252 124H253V123H252ZM252 124H251V125H252ZM262 124H263V122H262ZM119 125H118V127H119ZM123 125H124V123H123ZM123 125H120V126H123ZM135 125H136V124H135ZM145 125H149V124H145ZM145 125L143 126L144 129L147 127V126H145ZM161 125H162V124H161ZM189 125H190V124H189ZM197 125H198V124H197ZM227 125H228V124H227ZM229 125H230V124H229ZM235 125H236V124H235ZM241 125H242V124H241ZM251 125H250V126H251ZM260 125H261V124H260ZM125 126H126V125H125ZM129 126H133V124H132V125H129ZM139 126L141 127L142 125H139ZM149 126H150V125H149ZM149 126H148V127H149ZM181 126H182V125H181ZM222 126H223V125H222ZM232 126H233V125H232ZM261 126H262V125H261ZM126 127H127V126H126ZM140 127H139V128H140ZM148 127H147V129H148ZM151 127H153V126L151 125ZM163 127H164V126H163ZM168 127H169V126H168ZM173 127H174V126H173ZM194 127H195V126H194ZM204 127H203V128L201 127V128L204 129ZM208 127H209V126H208ZM212 127H214V126H212ZM223 127H224V126H223ZM223 127H222V129H223ZM235 127H236V126H235ZM256 127H258V126H256ZM263 127H264V125H263ZM263 127H262V128H263ZM119 128H120V127H119ZM123 128H125V127H123ZM127 128H129V127H127ZM139 128H138V129H139ZM141 128H142V127H141ZM154 128H156V127H154ZM178 128H179V127H178ZM178 128H177V129H178ZM182 128H183V126H182ZM182 128H179V129H182ZM184 128H185V126H184ZM187 128H188V127H187ZM201 128H200V129H201ZM227 128H228V127H227ZM229 128H230V127H229ZM236 128H237V127H236ZM116 129H117V128H116ZM120 129H121V128H120ZM149 129H150V128H149ZM151 129L153 130V128H151ZM194 129H195V128H194ZM197 129H198V128H197ZM208 129H209V128H208ZM246 129H247V128H246ZM257 129H258V128H257ZM121 130H122V129H121ZM130 130H131V129H130ZM141 130H142V129H141ZM156 130H157V129H155L154 131H156ZM159 130H160V129H159ZM184 130H185V129H184ZM189 130H191V129L189 128ZM224 130L226 131L225 128H224ZM145 131H146V130H145ZM154 131H153V133H154ZM179 131H180V130H179ZM185 131H186V130H185ZM212 131H213V130H212ZM238 131H240V130H238ZM241 131H242V130H241ZM260 131H262V130H260ZM263 131H264V129H263ZM125 132H126V131H125ZM138 132H139V130H138ZM141 132H142V131H141ZM150 132H151V131H150ZM157 132L159 133L160 131H157ZM180 132H181V131H180ZM183 132H184V131H183ZM183 132H182V133H183ZM186 132H187V131H186ZM197 132H199V131H197ZM207 132H208V131H207ZM209 132H210V131H209ZM213 132H214V131H213ZM215 132H216V131H215ZM217 132H218V131H217ZM226 132H227V131H226ZM231 132H232V131H231ZM129 133H130V132H129ZM132 133H133V132H132ZM134 133H135V132H134ZM139 133H140V132H139ZM158 133H157V134H158ZM165 133H167V132H164V135H165ZM190 133H191V132H190ZM205 133H206V131H205ZM242 133H243V132H242ZM248 133H249V131H248ZM126 134H127V133H126ZM142 134H143V132H142ZM151 134H152V133H151ZM161 134H162V133H161ZM169 134H170V133H169ZM176 134H178V133H176ZM176 134H175V135H176ZM186 134H187V133H186ZM193 134H194V133H193ZM202 134H203V132H202ZM221 134H222V133H221ZM227 134H228V133H227ZM136 135H137V134H136ZM147 135H148V134H147ZM170 135H172V134H170ZM183 135H184V133L182 134V136H183ZM189 135H190V134H189ZM215 135H216V134H215ZM244 135H245V134H244ZM167 136H168V135H167ZM178 136H179V135H178ZM178 136H177V137H178ZM186 136H188V135H186ZM192 136H193V135H192ZM195 136H196V134L194 135V137H195ZM198 136H199V134H198ZM200 136H201V135H200ZM206 136H207V135H206ZM210 136H211V135H210ZM210 136H209V137H210ZM231 136H233V135H231ZM249 136H250V134H249ZM136 137H137V136H136ZM152 137H153V136H152ZM156 137H157V136H156ZM162 137H163V136H162ZM173 137H174V136H173ZM216 137H217V136H216ZM218 137H219V136H218ZM234 137H235V135H234ZM246 137H247V136H246ZM258 137H259V136H258ZM141 138H142V137H141ZM144 138L146 139V137H144ZM157 138H158V137H157ZM174 138H175V137H174ZM185 138H186V137H185ZM210 138H212V137H210ZM237 138H238V137H237ZM240 138H241V137H240ZM255 138H256V137H255ZM151 139H152V138H151ZM170 139H171V136H170ZM187 139H188V138H187ZM192 139H193V138H192ZM231 139H232V138H231ZM233 139H234V138H233ZM70 140H71V139H70ZM137 140H138V139H137ZM179 140H181V137H180ZM188 140H189V139H188ZM198 140H199V138H198ZM203 140H204V138H203ZM211 140H212V139H211ZM213 140H214V139H213ZM247 140H250V138L247 139ZM66 141H68V140H66ZM81 141H82V140H81ZM81 141H80V142H81ZM176 141H177V140H176ZM183 141H184V140H183ZM190 141H191V140H190ZM199 141H200V140H199ZM214 141H216V140H214ZM235 141H236V140H235ZM256 141H257V140H256ZM69 142H70V141H69ZM148 142H149V141H148ZM159 142H160V141H159ZM186 142H188V141L186 140ZM209 142H210V140H209ZM212 142H213V141H212ZM227 142H228V141H227ZM229 142H230V141H229ZM241 142H242V141H241ZM72 143H73V142H72ZM160 143H161V142H160ZM200 143H201V141H200ZM202 143H204V142H202ZM244 143H246V142H244ZM249 143H250V142H249ZM263 143H264V142H263ZM154 144H155V143H154ZM168 144H169V143H168ZM170 144H171V143H170ZM178 144L180 145V143H178ZM195 144H197V147L199 146V145H198L199 143L196 142ZM195 144L193 143V145H195ZM204 144H206V143H204ZM204 144H203V146H204ZM246 144H247V143H246ZM257 144H258V143H257ZM69 145H70V143H69ZM71 145H72V144H71ZM81 145H82V144H81ZM126 145H127V142H126ZM134 145H135V144H134ZM173 145H174V144H173ZM182 145H184V144H182ZM186 145L188 146V144H186ZM191 145H192V143H191ZM214 145H215V144H214ZM252 145H253V144H252ZM73 146H76V145H73ZM128 146H129V145H128ZM143 146H144V145H143ZM143 146H142V147H143ZM162 146H163V145H162ZM176 146H177V145H176ZM189 146H190V145H189ZM206 146H207V145H206ZM208 146H209V144H208ZM223 146H224V145H223ZM231 146H232V145H231ZM246 146H247V145H246ZM263 146H264V145H263ZM68 147H69V146H68ZM86 147H87V146H86ZM132 147H133V146H132ZM169 147H170V146H169ZM181 147H182V146H181ZM232 147H234V146H232ZM238 147H239V145H238ZM254 147H255V146H254ZM73 148H75V147H73ZM73 148H72V150H75V149H73ZM154 148H155V147H154ZM183 148H184V147H183ZM192 148H193V146H192ZM195 148H196V146H195ZM195 148H194V149H195ZM198 148H199V147H198ZM204 148H205V147H204ZM213 148H214V147H213ZM223 148H224V147H223ZM250 148H251V147H250ZM257 148H258V147H257ZM257 148H256V150H257ZM262 148H263V147H262ZM69 149H71V147H69ZM130 149H131V148H130ZM156 149H157V148H156ZM165 149H166V148H165ZM178 149H179V147H178ZM187 149H188V148H187ZM196 149H197V148H196ZM196 149H195V150H196ZM199 149H200V148H199ZM199 149H198V150H199ZM201 149H202V147H201ZM208 149H209V147H208ZM225 149H226V148H225ZM235 149H236V147H235ZM243 149H244V148H243ZM77 150H78V149H77ZM161 150H162V148H161ZM163 150H164V149H163ZM189 150H190V149H189ZM191 150H192V149H191ZM226 150H227V149H226ZM228 150H229V149H228ZM231 150H232V149H231ZM238 150H240V149H238ZM246 150H247V149H246ZM250 150H251V149H250ZM146 151H147V150H146ZM146 151H145V152H146ZM153 151H154V150H153ZM159 151H160V150H159ZM199 151H200V150H199ZM205 151H206V150H205ZM236 151H237V150H236ZM244 151H245V150H244ZM262 151H263V149H262ZM66 152H67V151H66ZM78 152H79V151H77V153H78ZM89 152H90V151H89ZM155 152H156V151H155ZM163 152H164V151H163ZM163 152H162V153H163ZM168 152L170 153V150H168ZM187 152H188V151H187ZM189 152H190V151H189ZM207 152H208V151H207ZM211 152H212V151H211ZM228 152H229V151H228ZM240 152H241V151H240ZM68 153H69V152H68ZM72 153H73V152H72ZM75 153H76V152H74L73 154H75ZM77 153H76V155H77ZM79 153H80V152H79ZM90 153H91V152H90ZM150 153H151V152H150ZM169 153H168V154H169ZM203 153H204V151H203ZM218 153H219V152H218ZM224 153H225V152H224ZM229 153H230V152H229ZM241 153H242V152H241ZM241 153H240V154H241ZM249 153H251V152H249ZM257 153H258V152H257ZM146 154H147V153H146ZM163 154H164V153H163ZM174 154H175V152H174ZM179 154H180V152H179ZM183 154H184V153H183ZM188 154H189V153H188ZM188 154H187V155H188ZM214 154H216V153L214 152ZM221 154H222V153H221ZM226 154H227V153H226ZM253 154H254V151H253ZM258 154H259V153H258ZM83 155H84V154H83ZM87 155H88V154H87ZM92 155H93V154H92ZM130 155H131V154H130ZM143 155H144V154H143ZM232 155H234V154H232ZM251 155H252V153H251ZM259 155H260V154H259ZM71 156H72V155H71ZM79 156H80V154H79ZM79 156H76V157H79ZM81 156H82V154H81ZM97 156H98V153H97ZM137 156H138V155H137ZM156 156H157V155H156ZM169 156H170V155H169ZM172 156H173V155H172ZM190 156H192V155H190ZM193 156H194V155H193ZM193 156H192V157H193ZM196 156H197V154H196ZM224 156H225V154H224ZM254 156H255V155H254ZM263 156H264V155H263ZM74 157H75V156H74ZM82 157H83V156H82ZM82 157H81V158H82ZM90 157H91V156H90ZM92 157H93V156H92ZM104 157H105V156H104ZM104 157H103V158H104ZM132 157H133V156H132ZM145 157H146V156H145ZM148 157H150V156H148ZM163 157H164V155H163ZM166 157H167V156H166ZM188 157H189V156H188ZM192 157H191V158H192ZM194 157H195V156H194ZM199 157H200V156H199ZM217 157H218V156H217ZM237 157H238V156H237ZM239 157H240V156H239ZM239 157H238V158H239ZM245 157H246V156H245ZM94 158H95V157H94ZM100 158H101V156H100ZM103 158H101V159H103ZM105 158H106V157H105ZM125 158H126V157H125ZM125 158H124V159H125ZM136 158H137V157H135V159H136ZM139 158H140V157H139ZM151 158H152V157H151ZM174 158H175V157H174ZM203 158H204V157H203ZM222 158H223V157H222ZM225 158H226V157H225ZM225 158H224V159H225ZM229 158H230V157H229ZM247 158H248V157H247ZM250 158H251V157H250ZM252 158H253V156H252ZM84 159H85V160H83V161H87V160L89 159V157H88L87 160H86L85 157H84ZM91 159H92V158H91ZM96 159H99V158L97 157V158H95V160H96ZM141 159H142V158H141ZM141 159H140V160H141ZM148 159H149V158H148ZM157 159H158V158H157ZM189 159H190V158H189ZM255 159H256V158H255ZM257 159H258V158H257ZM138 160H139V159H138ZM152 160H153V159H152ZM210 160H211V159H210ZM228 160H229V159H227V161H228ZM127 161L130 162L129 158H128ZM134 161H135V160H134ZM153 161H154V160H153ZM161 161H162V160H161ZM171 161H172V160H171ZM197 161H198V160H197ZM207 161H208V159H207ZM232 161H233V160H232ZM235 161H236V159H235ZM250 161H251V160H250ZM260 161H261V160H260ZM124 162H126V161H124ZM138 162H139V164H140V161H138ZM142 162H143V164H144V160H142ZM145 162H146V161H145ZM147 162H149V161H147ZM162 162H163V161H162ZM191 162H192V161H191ZM212 162H213V161H212ZM236 162H237V161H236ZM238 162H239V161H238ZM78 163H79V162H78ZM82 163H84V162H80V165H82ZM86 163H87V162H86ZM130 163H131V162H130ZM134 163H135V162H133V164H134ZM155 163H156V162H155ZM164 163H166V162H164ZM170 163H171V162H170ZM230 163H231V162H230ZM233 163H234V162H233ZM259 163H261V162H259ZM133 164H132V165H133ZM240 164H241V163H240ZM244 164H245V163H244ZM248 164H249V161H248ZM132 165H130V167L133 168V169H134V168L137 169L139 166H142V165H139V166H138L137 163H136V165L138 166V167L136 168V167H132ZM136 165H134V166H136ZM165 165H166V164H165ZM187 165H188V164H187ZM190 165H191V164H190ZM203 165H204V164H203ZM208 165H209V164H208ZM229 165H230V164H229ZM246 165H247V164H246ZM252 165H253V164H252ZM145 166H147V165L145 164ZM156 166H157V165H156ZM172 166H173V165H172ZM182 166H183V165H182ZM195 166H196V165H195ZM230 166H231V165H230ZM235 166H236V164H235ZM249 166H250V165H249ZM143 167H144V166H143ZM143 167H142V168H143ZM162 167H163V166H162ZM198 167H199V166H198ZM200 167H201V166H200ZM216 167H217V166H216ZM232 167H233V166H232ZM244 167H245V165H244ZM255 167H256V166H255ZM139 168H141V167H139ZM145 168H146V167H144L143 169H145ZM159 168H160V167H159ZM164 168H165V167H164ZM174 168H176V167H174ZM195 168H197V167H195ZM210 168H211V167H210ZM237 168H238V167H237ZM247 168H248V166H247ZM253 168H254V167H253ZM143 169H142L141 171H143ZM148 169H149V167H148ZM148 169H146V171H147ZM160 169H161V168H160ZM166 169H167V168H166ZM185 169H186V168H185ZM188 169H189V168H188ZM211 169H212V168H211ZM218 169H219V168H218ZM221 169H222V168H221ZM228 169H229V167H228ZM131 170H132V169H131ZM150 170H151V169H150ZM175 170H176V169H175ZM213 170H214V169H213ZM213 170H212V171H213ZM224 170H225V169H224ZM234 170H235V169H234ZM263 170H264V169H263ZM139 171H140V170H139ZM152 171H153V170H152ZM152 171H150V172H152ZM154 171H155V170H154ZM186 171H187V170H186ZM243 171H245V170L243 169ZM246 171H247V170H246ZM254 171H255V170H254ZM143 172H144V171H143ZM157 172H158V171H157ZM171 172H173V171H171ZM208 172H209V171H208ZM159 173H161V172H159ZM169 173H170V171H169ZM203 173H204V172H203ZM209 173H211V172H209ZM236 173H237V172H236ZM238 173H239V172H238ZM147 174L149 175V172H148ZM153 174H154V173H153ZM164 174H165V176L168 175V174H166V173H164ZM176 174H177V173H176ZM178 174H179V173H178ZM213 174H214V173H213ZM222 174H223V173H222ZM225 174H226V173H225ZM240 174H241V173H240ZM248 174H249V173H248ZM248 174H247V175H248ZM255 174H256V173H255ZM258 174H261V173H258ZM131 175H132V174H131ZM159 175H160V174H159ZM161 175H163V173H162ZM161 175H160V176H161ZM171 175H172V174H171ZM190 175H191V174H190ZM209 175H210V174H209ZM216 175H217V174H216ZM238 175H239V174H238ZM244 175H245V173H244ZM252 175H253V173H252ZM150 176H152V175L150 174ZM150 176H149V177H150ZM157 176H158V174H156V178H157ZM172 176H173V175H172ZM180 176H181V175H180ZM193 176H194V175H193ZM205 176H206V175H205ZM211 176H212V175H211ZM211 176H210V177H211ZM218 176H219V174H218ZM220 176H221V175H220ZM249 176H250V174H249ZM263 176H264V175H263ZM158 177H159V176H158ZM163 177H164V175H163ZM181 177H182V176H181ZM183 177H184V176H183ZM183 177H182V178H183ZM194 177H195V176H194ZM221 177H222V176H221ZM236 177H237V175H236ZM154 178H155V177H154ZM156 178H155V179H156ZM198 178H199V177H198ZM202 178H203V177H202ZM212 178H213V176H212ZM212 178H211V179H212ZM237 178H238V177H237ZM242 178H243V177H242ZM244 178H245V177H244ZM249 178H250V177H249ZM146 179H147V178H146ZM149 179H150V178H149ZM159 179H160V177H159ZM159 179H158V181H159ZM162 179H163V178H162ZM213 179H214V178H213ZM220 179H221V178H220ZM239 179H240V178H239ZM259 179H260V178H259ZM152 180H153V177H152ZM174 180H175V178H174ZM182 180H183V179H182ZM192 180H193V178H192ZM203 180H204V179H203ZM223 180H224V179H223ZM245 180H246V179H245ZM155 181H156V180H155ZM170 181H171V178H170ZM187 181H188V179H187ZM221 181H222V180H221ZM236 181H237V180H236ZM243 181H244V180H242V182H243ZM251 181H252V180H251ZM149 182H150V181H149ZM156 182H157V181H156ZM156 182H155V184H156ZM160 182H161V181H160ZM167 182H169V179H168ZM172 182H173V181H172ZM178 182L180 183L181 181H178ZM189 182H190V181H189ZM204 182H206V181H204ZM224 182H225V181H224ZM238 182H239V181H238ZM254 182H255V181H254ZM257 182H258V181H257ZM66 183H67V182H66ZM134 183H135V182H134ZM152 183H153V182H152ZM169 183H170V182H169ZM192 183H193V182H192ZM197 183H198V182H197ZM207 183H208V182H207ZM221 183H222V182H221ZM249 183H250V180H249ZM73 184H74V183H73ZM76 184H77V183H76ZM145 184H146V183H144V185H145ZM162 184H163V183H162ZM162 184H161V185H162ZM171 184H172V183H170V185H171ZM173 184H174V183H173ZM185 184H186V183H185ZM194 184H195V183H194ZM229 184H230V182H229ZM247 184H248V182H247ZM250 184H251V183H250ZM257 184H258V183H257ZM68 185L70 186V184H68ZM77 185H78V184H77ZM175 185H177V184H175ZM187 185H188V184H187ZM187 185H186V186H187ZM191 185H192V184H191ZM66 186H67V185H66ZM69 186H68V187H69ZM147 186H148V185H147ZM147 186H146V187H147ZM152 186H153V185H152ZM157 186H158V184H157ZM180 186L182 187V186H184V185L180 184ZM192 186H193V185H192ZM194 186H195V185H194ZM203 186H205V185L203 184L201 187H203ZM221 186H222V184H221ZM225 186H226V185H225ZM225 186H224V187H225ZM229 186H230V185H229ZM242 186H243V185H242ZM172 187H173V185H172ZM177 187H178V186H177ZM214 187H215V186H214ZM222 187H223V186H222ZM224 187H223V188H224ZM70 188H72V187H70ZM165 188H166V186H165ZM175 188H176V186H175ZM194 188H195V187H194ZM206 188H207V187H206ZM216 188H217V187H216ZM225 188H226V187H225ZM231 188H232V187H231ZM234 188H235V187H234ZM76 189H77V188H76ZM160 189H162V188H160ZM189 189H190V188H189ZM219 189H220V188H219ZM235 189H236V188H235ZM237 189H238V187H237ZM249 189H250V188H249ZM71 190H72V189H71ZM178 190H179V189H177V192H178ZM181 190H182V189H181ZM181 190H180V192H181ZM184 190H185V189H184ZM190 190H191V189H190ZM193 190H194V189H193ZM250 190H251V189H250ZM154 191H155V190H154ZM158 191H159V189H158ZM185 191H187V190H185ZM185 191H184V192H185ZM197 191L200 192L201 190L199 189V190H197ZM207 191H208V194H209V192H210L209 189H208ZM224 191H225V190H224ZM68 192H69V191H68ZM70 192H71V191H70ZM147 192H148V191H147ZM150 192H151V191H150ZM150 192H149V193H150ZM174 192H175V191H174ZM194 192H195V191H194ZM219 192H220V191H219ZM237 192H238V191H237ZM73 193H74V191H73ZM185 193H186V192H185ZM189 193H190V192H189ZM215 193H217V192H215ZM220 193H221V192H220ZM224 193H225V192H224ZM247 193H248V192H247ZM70 194H71V193H70ZM182 194H183V193H182ZM187 194H188V193H187ZM206 194H207V193H206ZM221 194H222V193H221ZM148 195H149V194H148ZM154 195H155V194H154ZM162 195H163V194H161V196H162ZM164 195H165V194H164ZM164 195H163V196H164ZM175 195H177V193H176ZM195 195H196V192H195ZM198 195H199V194H198ZM250 195H251V194H250ZM70 196H72V195H70ZM150 196H151V195H150ZM179 196H181V195L179 194ZM196 196H197V195H196ZM196 196H195V197H196ZM199 196H200V195H199ZM251 196H252V195H251ZM93 197H94V196H93ZM176 197H178V196H176ZM182 197H184V196L182 195ZM182 197H181V198H182ZM185 197H186V196H185ZM190 197H191V196H190ZM205 197H206V196H205ZM218 197H219V196H218ZM220 197H221V196H220ZM222 197H223V196H222ZM227 197H228V195H227ZM73 198H74V197H73ZM96 198H97V197H96ZM145 198H146V196H145ZM148 198H149V197H148ZM166 198L169 199L168 197H166ZM209 198H210V197H209ZM225 198H226V196H225ZM164 199H165V198H164ZM171 199H174V198L172 197ZM178 199H179V201H180V198H178ZM189 199H190V198H189ZM191 199H192V198H191ZM194 199H195V198H194ZM212 199H213V197H212ZM234 199H235V198H234ZM236 199H237V198H236ZM240 199H241V198H240ZM86 200H88V199H86ZM161 200H163V199H161ZM169 200H170V199H169ZM175 200H176V199H175ZM220 200H221V199H220ZM230 200H231V199H230ZM232 200H233V199H232ZM241 200H242V199H241ZM246 200H247V199H246ZM145 201H146V200H145ZM163 201H164V200H163ZM181 201H182V200H181ZM187 201H188V200H187ZM194 201H195V200H194ZM202 201H204V198L202 199ZM206 201H208V200H206ZM224 201H225V200H224ZM228 201H229V198H228ZM228 201H227V203H228ZM243 201H244V200H243ZM148 202H149V200H148ZM150 202H151V201H150ZM165 202H166V201H165ZM171 202H172V201H171ZM183 202H184V201H183ZM192 202H193V201H192ZM209 202H210V201H209ZM214 202H216V201L214 200ZM230 202H231V201H230ZM230 202H229V203H230ZM233 202H234V200H233ZM257 202H258V201H257ZM180 203H182V202H180ZM185 203H186V201H185ZM189 203H190V202H189ZM197 203H198V202H197ZM201 203H202V202H201ZM218 203H219V202H218ZM221 203H222V202H221ZM229 203H228V204H229ZM252 203H253V202H252ZM143 204H144V203H143ZM149 204H150V203H149ZM166 204H167V203H166ZM219 204H220V203H219ZM223 204H224V203H223ZM247 204H248V203H247ZM182 205L184 206V204H182ZM185 205H186V204H185ZM191 205H192V203H191ZM197 205H200V204H197ZM220 205H221V204H220ZM235 205H236V204H235ZM239 205H240V203H239ZM186 206H188V205H186ZM205 206H206V205H205ZM207 206H208V205H207ZM216 206H217V205H216ZM216 206H215V208H216ZM225 206H226V205H225ZM231 206H232V203H231ZM237 206H238V205H237ZM245 206H246V205H245ZM172 207H173V205H172ZM189 207L191 208L190 204H189ZM189 207H188V208H189ZM196 207H197V206H196ZM201 207H202V206H201ZM211 207H212V205H211ZM227 207H228V205H227ZM232 207H233V206H232ZM239 207H241V206H239ZM255 207H256V206H255ZM184 208H185V207H184ZM207 208H208V207H207ZM215 208H214V209H215ZM218 208H220V206H219ZM173 209H174V208H173ZM176 209H177V207H176ZM192 209L194 210V207H193ZM204 209H205V208H204ZM209 209H211V208H209ZM214 209H213V210H214ZM221 209H223L222 206H221ZM231 209H232V208H231ZM236 209H237V208H236ZM246 209H247V208H246ZM206 210H207V209H206ZM215 210H216V209H215ZM223 210H224V209H223ZM226 210H227V209H226ZM233 210H234V209H233ZM252 210H253V209H252ZM256 210H257V208H256ZM261 210H262V208H261ZM174 211H175V210H174ZM189 211H190V210H189ZM209 211H210V210H209ZM216 211H217V210H216ZM220 211H222V210H220ZM241 211H242V210H241ZM175 212H176V211H175ZM182 212H183V211H182ZM210 212H211V211H210ZM210 212H208V213H210ZM214 212H215V211H213L212 213H214ZM218 212H219V211H218ZM225 212H226V211H224V213H225ZM236 212H237V211H236ZM239 212H240V211H239ZM263 212H264V211H263ZM191 213H192V212H191ZM198 213H199V212H198ZM212 213H211V214H212ZM220 213H221V212H220ZM234 213H235V212H234ZM54 214H55V213H54ZM57 214H58V213H57ZM177 214H178V213H177ZM179 214H181V213L179 212ZM200 214H201V213H200ZM221 214H222V213H221ZM226 214H227V212H226ZM235 214H236V213H235ZM245 214H246V213H245ZM52 215H53V214H52ZM203 215H204V214H203ZM208 215H209V214H208ZM213 215H214V214H213ZM217 215H218V214H217ZM230 215H231V214H229V216H230ZM236 215H237V214H236ZM209 216H211V215H209ZM214 216H215V215H214ZM221 216H222V215H221ZM224 216H225V215H224ZM242 216H243V215H242ZM246 216H247V215H246ZM252 216H253V215H252ZM53 217H54V216H53ZM188 217H190V216H188ZM192 217H193V215H192ZM205 217H207V216H204V218H205ZM211 217H212V216H211ZM233 217H235V216H233ZM237 217H238V216H237ZM243 217H244V216H243ZM254 217H255V216H254ZM259 217H260V216H259ZM50 218H51V217H50ZM50 218H49V219H50ZM55 218H56V217H55ZM178 218L180 219V217H178ZM183 218H184V217H183ZM217 218H218V216H217ZM230 218H231V217H230ZM238 218H239V217H238ZM49 219H48V220H49ZM169 219H170V218H169ZM176 219H177V218H176ZM181 219H182V218H181ZM181 219H180V220H181ZM184 219H185V218H184ZM201 219H202V218H201ZM221 219H222V218H221ZM228 219H229V217H228ZM233 219H234V218H232V220H233ZM243 219H244V218H243ZM245 219H246V218H245ZM248 219H249V218H248ZM253 219H254V218H253ZM63 220H64V219H63ZM167 220H168V218H167ZM186 220H187V219H186ZM240 220H241V219H240ZM64 221H65V220H64ZM164 221H165V220H164ZM174 221H175V220H174ZM187 221H188V220H187ZM189 221H190V220H189ZM204 221H205V220H204ZM209 221H210V220H209ZM209 221H208V222H209ZM211 221H212V220H211ZM213 221H214V219H213ZM238 221H239V220H238ZM246 221H247V220H246ZM250 221H251V220H250ZM250 221H249V222H250ZM65 222H66V221H65ZM176 222H178V221H176ZM234 222H235V221H234ZM243 222H244V221H243ZM256 222H257V221H256ZM260 222H261V221H260ZM260 222H259V224H260ZM52 223H53V222H52ZM61 223H62V222H61ZM185 223H186V222H185ZM210 223H211V222H209V225H210ZM218 223H219V222H218ZM244 223H246V222H244ZM47 224H48V223H47ZM50 224H51V223H50ZM50 224H48V226H49ZM62 224H63V223H62ZM81 224H82V223H81ZM172 224H173V223H172ZM174 224H175V223H174ZM177 224H178V223H177ZM204 224H205V223H204ZM212 224H213V223H212ZM225 224H226V223H225ZM242 224H243V223H242ZM250 224H251V223H250ZM261 224H262V223H261ZM76 225H77V224H76ZM162 225H163V223H162ZM164 225H165V224H164ZM232 225H233V222H232ZM248 225H249V224H248ZM42 226H43V225H42ZM48 226H47V228L50 227V226H49V227H48ZM61 226H62V225H61ZM160 226H161V224H160ZM169 226H170V224H169ZM173 226H174V225H173ZM199 226H200V225H199ZM202 226H203V224H202ZM204 226H205V225H204ZM222 226H223V224H222ZM233 226H234V225H233ZM258 226H259V225H258ZM258 226H257V227H258ZM64 227H66V226L64 225ZM77 227H78V226H77ZM79 227H80V226H79ZM81 227H82V226H81ZM162 227H163V226H162ZM181 227H182V225H181ZM210 227H211V225H210ZM254 227H255V226H254ZM168 228H169V227H168ZM173 228H174V227H173ZM205 228H206V227H205ZM220 228H221V227H220ZM224 228H225V227H224ZM231 228H232V227H231ZM35 229H36V227H35ZM35 229H34V230H35ZM51 229L53 230L52 227H51ZM63 229H64V228H63ZM66 229H67V230H66ZM66 229H64V230H66V232H68V228H66ZM174 229L176 230V228H174ZM180 229H181V228H180ZM203 229H204V228H203ZM258 229H259V228H258ZM34 230H33V231H34ZM83 230H84V229H83ZM167 230H168V229H167ZM170 230H171V229H170ZM172 230H173V229H172ZM172 230H171V232H172ZM199 230H200V229H199ZM234 230H235V229H234ZM239 230H240V229H239ZM247 230H248V229H247ZM259 230H260V229H259ZM61 231H62V230H61ZM69 231H70V229H69ZM144 231H146V230H144ZM144 231H143V232H144ZM165 231H166V230H165ZM180 231H181V230H180ZM223 231H224V230H223ZM237 231H238V230H237ZM242 231H243V230H242ZM242 231H241V232H242ZM252 231H253V230H252ZM254 231L256 232V230H254ZM168 232H170V231L168 230V231H167V234H168ZM202 232H204V231H202ZM210 232H211V231H210ZM219 232H220V231H219ZM250 232H251V231H250ZM255 232H254V233H255ZM259 232H261V231H259ZM50 233H51V232H50ZM54 233H55V232H54ZM68 233H69V232H68ZM81 233H82V232H81ZM195 233H196V232H195ZM204 233H205V232H204ZM237 233H238V232H237ZM248 233H249V231H248ZM254 233H252V234H254ZM2 234H3V233H2ZM2 234H0V235H2ZM22 234H23V233H22ZM72 234H73V233H71L69 236H71ZM165 234H166V232H165ZM167 234L164 235L166 238H167ZM174 234L177 235L176 231H174ZM217 234H218V233H217ZM219 234H220V233H219ZM235 234H236V231H235ZM238 234H239V233H238ZM6 235H7V234H6ZM6 235L4 234V236H6ZM51 235H52V234H51ZM54 235H55V234H54ZM54 235H52V236H53L52 238H55ZM65 235H67V234H65ZM73 235L75 236V234H73ZM78 235H80V234H78ZM134 235H135V234H134ZM137 235H139V234H137ZM140 235H141V234H140ZM171 235H172V233H171ZM181 235H182V232H181ZM210 235H212V234H210ZM220 235H221V234H220ZM254 235H256V234H254ZM260 235H261V233H260ZM25 236H26V235H25ZM25 236H24V237H25ZM48 236L50 237V235H48ZM63 236H64V235H63ZM63 236H62V237H63ZM129 236H131V235H129ZM129 236H127V237H129ZM142 236H143V238H144V234H143ZM169 236H170V234H169ZM169 236H168V237H169ZM172 236H173V235H172ZM183 236H184V235H183ZM194 236H196V235H194ZM231 236H232V235H231ZM27 237H28V236H26L25 238H27ZM29 237H31V236H29ZM66 237H68V236H66ZM81 237H82V236H81ZM138 237H140V240L142 239L141 236H138ZM150 237H151V236H150ZM162 237H163V236H162ZM191 237H192V235H191ZM209 237H210V236H208V239H211V238H209ZM237 237H238V236H237ZM34 238H37V237H36V236H33V238H28V240H29V239H34ZM59 238H60V236H59ZM74 238H75V237H73V239H74ZM84 238H85V237H84ZM133 238H134V237H133ZM163 238H164V237H163ZM166 238H165V239H166ZM170 238H171V237H170ZM173 238H175V237H173ZM183 238H184V237H183ZM193 238H194V237H193ZM193 238H192V239H193ZM198 238H199V237H198ZM215 238H216V236H215ZM217 238H218V237H217ZM238 238H239V237H238ZM251 238L254 239V236L251 237ZM48 239H49V238H48ZM65 239H67V238L64 237V241H65ZM69 239H70V237H69ZM71 239H72V237H71ZM73 239H72V240H73ZM79 239H80V238H79ZM145 239H147V235H146V238H145ZM165 239H164V242L166 243ZM178 239H179V238H178ZM181 239H182V237H181ZM187 239H188V238H187ZM220 239H221V238H220ZM225 239H226V238H225ZM227 239H228V237H227ZM241 239H242V238H241ZM245 239H246V238H245ZM245 239H244V240H245ZM247 239L249 240V238H247ZM21 240H22V239H21ZM34 240H35V239H34ZM85 240H87V242H88L89 239L86 238ZM125 240H127V239H125ZM138 240H139V238H138ZM140 240H139V241H140ZM166 240H167V239H166ZM199 240H200V239H198V241H199ZM223 240H224V239H223ZM255 240H256V239H255ZM262 240H264V239H262ZM45 241H47V240H45ZM62 241H63V240H62ZM67 241H69V240L67 239L66 242H67ZM92 241H93V240H92ZM127 241H128V240H127ZM130 241H131V240H130ZM134 241H136V240H134ZM144 241H145V240H144ZM150 241H151V240H150ZM167 241H168V240H167ZM170 241H171V240H170ZM178 241H179V240H178ZM187 241H188V240H187ZM191 241H192V240H191ZM201 241H202V240H201ZM226 241L228 242V240H226ZM253 241H254V240H253ZM30 242H31L30 245H31V248H32V242H34V241H31V240H30ZM40 242H41V241H40ZM69 242H70V245H71V244H72V243H71V240H70ZM132 242H133V241H132ZM136 242H137V241H136ZM140 242H141V241H140ZM179 242H180V241H179ZM179 242H178V245H179ZM211 242H213V241H211ZM246 242H247V241H246ZM248 242H249V241H248ZM251 242H252V240H251ZM251 242H250V243H251ZM26 243H27V242L25 241L24 244L26 245ZM35 243H36V242H35ZM47 243H48V241H47ZM63 243H64V242H63ZM63 243H62V244H63ZM83 243H84V242H83ZM89 243H90V241H89ZM92 243H93V242H92ZM126 243H127V242H126ZM145 243H147V241H146ZM165 243H163V244H165ZM180 243H181V242H180ZM185 243H186V241H185ZM187 243H188V242H187ZM216 243H217V242H216ZM216 243H215V244H216ZM221 243H222V242H221ZM254 243H255V242H254ZM257 243H258V242H257ZM257 243H256V244H257ZM1 244H2V243H0V246H3V245H1ZM24 244H23V242H22V245L24 246V249L26 248L25 250H27V248H30V247H27V246L25 247ZM28 244H29V243H28ZM39 244H40V243H39ZM41 244H42V243H41ZM43 244H44V243H43ZM43 244H42V247L44 246ZM45 244H46V243H45ZM76 244H77V243H76ZM81 244H82V243H81ZM84 244H85V243H84ZM86 244H87V243H86ZM117 244H118V243H117ZM121 244H122V243H121ZM130 244H133V243H130ZM134 244H135V243H134ZM170 244H171V243H170ZM181 244H182V243H181ZM258 244H259V243H258ZM19 245L21 246V244H19ZM30 245H29V246H30ZM48 245H50V244H48ZM51 245H52V244H51ZM63 245H64V244H63ZM67 245H69L68 242H67ZM90 245H91V244H90ZM128 245H129V244H128ZM168 245H169V244H168ZM198 245H199V244H198ZM201 245H202V244H201ZM225 245H226V244H225ZM225 245H224V247H225ZM228 245H229V244H228ZM263 245H264V244H263ZM263 245L261 244L262 247H263ZM9 246H10V245H9ZM33 246H34V244H33ZM71 246H72V245H71ZM77 246H78V245H77ZM133 246H136V245H133ZM133 246H132V247H133ZM140 246L143 247V245H141V244H140ZM140 246H138V247H140ZM148 246H149V245H148ZM151 246H152V242H151ZM171 246H174V245H171ZM176 246H177V243H176ZM181 246H182V245H181ZM189 246H190V245H189ZM226 246H227V245H226ZM242 246H243V245H242ZM17 247H18V245H17L16 247H14V248H17ZM21 247H22V246H21ZM44 247H45V246H44ZM44 247H43V250H44ZM52 247H53V246H52ZM74 247H76V245H75ZM91 247H93V246H91ZM168 247H169V246H168ZM208 247H209V246H208ZM219 247H220V246H219ZM232 247H233V245H232ZM2 248H3V247H2ZM4 248H5V247H4ZM31 248H30V249H31ZM33 248L35 249V247H33ZM33 248H32V250H33ZM49 248H50V247H49ZM68 248H69V247H68ZM79 248H80V246H79ZM121 248H122V247H121ZM125 248H126V247H125ZM128 248H129V247H128ZM144 248H145V247H143V249H144ZM154 248H156V247H154ZM169 248H170V247H169ZM222 248H223V247H222ZM17 249H18V248H17ZM21 249H22V248H21ZM24 249H23V251H25ZM30 249H29V250H30ZM50 249H51V248H50ZM66 249H67V248H66ZM69 249L72 251V250H74V249H77V247L74 248V249H73V247H72V248H69ZM81 249H82V248H81ZM81 249H80V250H81ZM86 249H88V248H86ZM92 249H94V248H92ZM150 249H151V248H150ZM152 249H153V248H152ZM187 249H188V248H187ZM220 249H221V248H220ZM11 250H12V249H11ZM36 250H37V249H36ZM52 250H53V249H52ZM115 250H116V249H115ZM121 250H122V249H121ZM121 250H120V252H121ZM171 250H173V249H171ZM259 250H260V249H259ZM262 250H263V249H262ZM7 251H9V249H8ZM38 251H39V248H38ZM38 251H37V253H38ZM47 251H48V250H47ZM74 251H75V250H74ZM74 251H73V252H74ZM76 251H78V249H77ZM83 251H85V250H83ZM118 251H119V250H118ZM122 251H123V250H122ZM124 251H125V250H124ZM127 251H129V250H126L125 252H127ZM145 251H146V250H145ZM147 251H148V250H147ZM153 251H154V250H153ZM155 251H156V250H155ZM165 251H166V250H165ZM234 251H236V250L234 249ZM28 252H29V251H28ZM30 252H31V251H30ZM39 252H41V251H39ZM49 252L51 253L50 250H49ZM78 252H79V251H78ZM97 252H98V251H97ZM114 252H116V251H114ZM114 252H113L112 254H114ZM129 252H130V251H129ZM135 252H136V251H135ZM143 252H144V251H143ZM148 252H149V251H148ZM151 252H152V251H151ZM17 253H19V252H17ZM33 253L37 254L35 250H33ZM79 253H80V252H79ZM85 253H86V252H85ZM117 253H118V252H117ZM166 253H167V252H166ZM197 253H198V252H197ZM217 253H218V252H217ZM219 253H220V252H219ZM228 253H229V252H228ZM232 253H233V252H232ZM259 253H262V251L259 252ZM24 254H25V252H24ZM27 254H28V253H27ZM80 254H82V253H80ZM92 254H94V253H92ZM186 254H187V253H186ZM201 254H203V253H201ZM230 254H231V253H230ZM4 255H6L5 252H4ZM4 255H3V256H4ZM14 255H15V254H14ZM20 255H22V253H21ZM20 255H19V256H20ZM47 255H49V254H47ZM83 255H84V254H83ZM87 255H89V253H88ZM87 255H84V256H87ZM114 255H115V254H114ZM181 255H182V254H181ZM203 255H204V254H203ZM254 255H255V254H254ZM257 255H258V254H257ZM261 255H262V254H261ZM26 256H27V255H25V257H26ZM28 256H29V255H28ZM28 256H27V257H28ZM50 256H51V255H50ZM90 256H91V255H90ZM103 256H104V255H103ZM183 256H184V255H182V257H183ZM258 256H259V255H258ZM17 257H18V256H17ZM25 257H24V258H25ZM29 257H30V259L32 258L31 256H29ZM33 257H35V256H33ZM36 257H37V255H36ZM87 257H88V256H87ZM92 257H94V256H92ZM92 257H90V258L93 260ZM105 257H106V256H105ZM249 257H250V255H249ZM261 257H262V256H261ZM263 257H264V256H263ZM3 258H4V257H3ZM8 258H9V256H8ZM20 258H21V256H20ZM94 258H96V256H95ZM99 258H102V257H99ZM99 258H98V259H99ZM110 258H111V257H110ZM112 258H114V256H113ZM219 258H220V257H219ZM10 259H12V257H11ZM25 259H28V260H26V261H31V260H29V258H25ZM32 259H34V258H32ZM44 259H46V258H44ZM98 259L96 258L97 261H98ZM105 259H106V258H105ZM107 259H109V258H107ZM221 259H222V257H221ZM232 259H233V258H232ZM250 259H251V258H250ZM256 259H257V258H256ZM3 260H4V259H3ZM12 260H14V257H13ZM12 260H11V262H12ZM20 260H21V259H20ZM34 260H36V259H34ZM38 260H39V259H38ZM96 260H93V261H96ZM112 260H113V259H112ZM114 260H115V258H114ZM116 260H117V259H116ZM243 260H244V259H243ZM253 260H254V259H253ZM259 260H260V258H259ZM259 260H258V261H259ZM4 261L7 262L8 260L5 259ZM14 261H16V260H14ZM58 261H59V260H58ZM100 261H101V260L99 259L98 262H100ZM102 261H103V258H102ZM104 261H105V260H104ZM106 261H108V260H106ZM106 261H105V262H106ZM218 261H219V260H218ZM263 261H264V260H263ZM17 262H18V261H17ZM35 262H36V261H35ZM40 262H41V261H40ZM105 262H103V263H105ZM211 262L214 263L213 259L211 260ZM211 262H210V263H211ZM7 263H8V262H7ZM7 263H6V264H7ZM9 263H10V262H9ZM14 263H15V262H14ZM14 263H13V264H14ZM24 263H25V261H24ZM31 263H34V262H31ZM38 263H39V262H38ZM38 263H37V264H38ZM107 263H110V262H107ZM213 263H212V264H213ZM251 263H252V262H251ZM2 264H3V263H2ZM26 264H29V262L26 263ZM63 264H64V263H63ZM99 264H100V263H99ZM101 264H102V262H101ZM110 264H112V262H111ZM113 264H114V263H113ZM214 264H215V263H214ZM216 264H217V263H216ZM218 264H219V263H218ZM231 264H232V262H231ZM253 264H254V263H253Z\"/></svg>", "mask_w": 264, "mask_h": 264}]
</instances>
